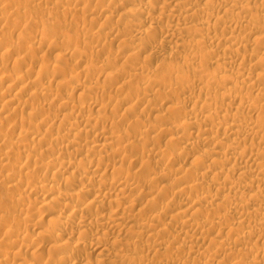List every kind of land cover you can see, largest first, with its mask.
Returning a JSON list of instances; mask_svg holds the SVG:
<instances>
[{
  "label": "rangeland",
  "instance_id": "rangeland-1",
  "mask_svg": "<svg viewBox=\"0 0 264 264\" xmlns=\"http://www.w3.org/2000/svg\"><path fill=\"white\" fill-rule=\"evenodd\" d=\"M2 2H3V0H1ZM0 1V22L2 21V23H0V41L2 42H0V46L2 47V51H1V47H0V62L2 63H0V65H1V69H0V71H2L3 73H6L7 75H9V73L11 74V77L12 76H15V78L17 79V81H19V78H17V77H20V80L21 81H19L20 82V84L26 89V91L24 90V89H20V90H14V92H11L10 90H9V85L11 84V82L12 81H15V83H16V80L14 79V77H12L13 78V80H11V82H6V83H2L1 81H0V84L2 85H0V90L3 92V93H5L6 94V96L8 95V97H6V99L7 100H9L10 98H11V96H13L14 97V95H16V99L18 100H16L17 101V103H12L11 105H8V107H3V106H5L4 104L6 103V99L4 98H0V109H2L3 108V111H5V112H3L2 111V113L0 114L1 116H0V122H2V124L0 125V129L2 128V130H0V132L2 131V133H0L1 134V137H2V139H0V155H1V153L2 152H8V155L9 156H11V157H9L8 156V159H6V157H1L0 156V161H1V163H6L3 167H2V165L3 164H1L0 163V217H1V219H2V216H4L3 217V219L5 218L6 219V217H7V219L4 221H2L1 219H0V262H2V263H7V264H16L17 263V261L16 260H19L18 261V263L17 264H19L20 262H22V261H25V260H27V261H30V259L32 260V261H30V263H32V264H58L59 262V259H61V257H66V258H71V259H69V262H67L68 264H117V262L120 264H128V263H130V264H136V263H138V264H144V261H145V264H150L151 262H153L152 264H163L162 262H163V258H164V260H166L168 263H166L165 261H164V263H166V264H174L175 263V260H179V259H181L182 261L184 260V261H186V259H187V261H190V262H192L193 261V259L192 258H194V260H195V258H196V255L200 252H204V251H206L207 249H211V246H209L210 244H213V242L212 243H210L209 245H208V243H209V241H212L211 240V238L212 239H220V237H221V239L220 240H222V241H224L225 239H227V240H229L230 241V238L228 239L227 238V236H228V232H227V230H220L219 232H217L218 231V229H213V228H211V227H209L210 225H208L205 229H204V231L207 229V233L205 232V238H203V240L204 241H194V242H196V245H192V243L191 242H189L188 243V246H190L191 245V247L193 246V247H196V246H198V247H196L195 249H198V250H195L194 248L192 249L193 251L195 250V253L193 252V251H190V253H189V251H187V249H185L184 247H186V248H190V247H188V246H186L185 245V243L183 244L182 243V241H183V238H185V236L186 235H184V234H186V233H184L185 232V229H188L186 232H194V230L195 229H190L189 230V228L188 227H183L182 225H179V226H177V224L175 225V221H173L174 219H180V220H183V221H185V220H191L192 222H196L197 224L198 223H211L212 222V220H213V222L214 221H217L216 219H217V216L219 215V217L222 215V217H223V215H224V217H225V214H227V213H230V214H227V216L230 218V220H232V219H234V220H232V222H235V219L237 220V217H238V215L239 214H236V213H234L233 214V212L231 211V209H229L231 212H227L228 211V209L226 210V209H223V207H221V210L219 209L220 207L218 206H216L215 204H217L218 202H220L221 203V200L220 199H218V200H215L214 201V203H211V202H204L203 203V205L200 207V206H198L199 208L194 212V213H190V214H186L185 216L184 215H182V213L180 214V213H178V212H180V209L179 208H177V206H178V204H179V206H184V205H186L185 207H188L189 206V203H190V205H192L193 204V201H195L196 200V198L198 197V196H201V195H206V194H208L209 192H210V195H212V196H214V194H217V187H216V185L214 184L215 182V179H213L214 177H212L213 175H210V176H208V177H206V179H204V180H200V174L202 173V172H204L205 171V164L202 162V158H203V155H204V151H206V149L207 150H209V149H213V147L215 148V149H213V150H216V152H215V156L216 157H222V158H224L223 157V150H225V149H227L228 147H229V145H233L234 147H236L237 149H243L245 146H243V145H245V143H243V144H237V145H240V146H237V145H234L233 144V138L235 137V136H231V134H225L224 133V131H223V129H216V131H217V133H216V131L215 132H209V131H206L207 129H199V128H197V127H189L186 131V133H185V135H184V133H177V134H174V129H173V127H175L176 125H178V124H181V123H183L184 122V120L186 121L187 119L189 120V118H190V115H188V116H186L187 115V111L188 110H194V109H196V108H198L197 110L198 111H196L195 110V112H202V114L203 115H206V114H209V113H211L213 110H215V109H218V107H220V111H221V113H223V114H219V116L217 117V119H215V121L214 122H212V123H215V124H217V123H219L220 122V116L222 117L223 115H225V114H227V113H234V112H236L237 111V109L235 110L234 108H237L238 107V105L235 103H233V104H231L230 105V102L228 101V100H226V102L224 101V102H212L211 104H209L208 106H207V104L206 103H204V105H202L201 103H203V102H201L200 100H202V99H205V98H209V97H212L213 99H215V101H217V99L219 98V95H220V93L222 92L220 89H219V85L221 84V81H215L214 83L213 82H210L208 79H207V75L208 74H210L211 72H214L215 71V69H216V71L218 70V71H220L221 69L223 70L224 69V67L226 68V70L228 71V73H230V74H228L227 72V74L229 75V76H231V73H234V77H236V74L237 75H239L238 73H235L236 71L237 72H240L241 74H242V76H244L245 77V79L247 78V81H248V83H246L245 85H243L242 87H243V89H241V90H239L241 87H238L237 88V90H239V91H247L246 90V87H247V89H248V84H250V83H253L254 81L257 83H255L256 85H255V88H253L255 91L253 92V89L250 91L249 89H248V95H249V99H252V101H255L256 103L258 102V101H260V102H258L257 104H258V107L261 109V110H264V108H263V106H264V103L262 102V101H264V88H262L263 86H264V79L262 78L261 80L259 79V80H257V76H255L254 74L255 73H257V72H260V70L261 71H264V70H262V69H264V54H262V53H264V40H261L260 42H262L263 41V43H256V42H251V41H247V42H249V43H246V42H243L244 43V45L243 46H240V47H237V49H238V53H239V50H240V52H241V54H238L237 53V55H233V58H232V60H230V61H233V63H232V65H231V63H228V61L229 60H227V59H225V60H223V56H221V58L220 59H217L218 57H220V55H217L216 53H215V51H217V49L219 50V51H221L220 49H222V48H220V47H222V46H218L217 44H219L218 42H209V40L207 41V39H206V34H208V30L205 28H201L199 25L201 24V23H199V22H203L205 19H206V15L205 14H203V16H201L202 15V13L201 12H199V8L201 7L202 8V6H204L206 9L205 10H211V11H208V12H212V13H220L219 15H227V13L229 12V15H231L230 17H232L233 15L235 16V14H236V12H237V14L239 13L238 11H242V10H244V8H245V10H247L248 9V11H245V12H247V13H245L244 11L243 12H240V13H245L244 15H247V16H249V17H251V16H253V17H255V18H253V17H251V18H249L248 17V19H252V20H250L252 23H251V25L250 26H252V27H250V26H245V27H243L241 30H239L241 27H239L238 26V28H237V26H236V33H234L235 34V36L237 37V38H239V34H240V39H242L241 37H244L245 35H243L244 33L246 34V33H248L249 31H251L252 29H254L255 27H258V29H260L259 30V33H258V35L260 34L261 35V33L264 31V26L261 24V23H263L264 24V20L263 21H261L262 19H263V17H264V5H262V4H264V0L262 1V0H238V3L242 6V1L244 2V4H246V5H251V7H249V6H246V5H243V6H245V7H243V9L242 8H239V10L238 9H234L235 10V12H234V10L233 11H231V12H233V14H231V12L230 11H226V10H223V9H220V7L222 6V3H224L225 4V2L226 3H232L233 2V0H214V1H219V3H217V2H214L213 1V3H208V7H210V9L209 8H207L206 7V4H207V2H206V0H187V1H185V2H183L182 4H181V6L182 7H180V5H176L175 4V2L176 1H172V0H114V1H116V2H114L113 0L112 1H110V0H84V2H86V3H84L83 2V0H82V2H81V0H78V1H80V2H78L77 0H71L70 2H69V0H4V2L2 3ZM6 1V2H5ZM10 1V2H9ZM59 1V2H58ZM63 1L64 3H61V2ZM90 1H92V2H90ZM96 1L98 2V3H96ZM102 1H104V2H102ZM169 1V2H168ZM199 1V2H198ZM235 1V0H234ZM241 3H240V2ZM246 1H248L249 3L247 4V2ZM254 1V2H253ZM258 1V3L259 4H261V5H259L258 3H256ZM14 2V3H13ZM57 2V3H56ZM72 2V3H71ZM99 2L101 3V4H99ZM151 2V3H150ZM171 2V3H170ZM198 2V3H197ZM222 2V3H221ZM235 2H237V1H235ZM250 2H251V4H250ZM262 2V3H261ZM71 3V4H70ZM92 3V4H91ZM103 3V4H102ZM109 3V4H108ZM113 3V5H111ZM125 3V5H123ZM203 3V4H202ZM205 3V4H204ZM221 3V4H220ZM56 4V5H55ZM64 4V5H63ZM68 4V5H67ZM98 4V5H97ZM130 4V5H129ZM132 4V5H131ZM134 4V5H133ZM152 4V5H151ZM155 4V5H154ZM163 4H164V6H163ZM202 4V6H200ZM218 4H219V6H218ZM223 4V5H224ZM256 4V5H255ZM7 5H8V7H7ZM53 5V6H52ZM85 5V6H84ZM97 5V6H96ZM121 5L123 6V7H121ZM139 7H142V9H143V11H141V12H138L137 13V15H134V17H132L133 16V14H131V15H129L130 13H132L131 11H132V9L134 10L135 8H137L138 6ZM147 5V6H146ZM151 7H150V6ZM162 6L163 8H162V10H161V8H158V6ZM198 5V6H197ZM209 5H213V7L212 6H209ZM259 5V6H258ZM2 6V7H1ZM13 6V7H12ZM51 6V7H50ZM54 6H56L55 8L57 9V11H56V9L54 8ZM68 6V7H67ZM79 6V7H78ZM99 6V7H98ZM149 6V7H148ZM154 6V7H153ZM189 7V8H191V7H193L194 9H196V7H198L197 8V10L195 11V12H197L196 14H194V12L190 15V17L188 16V18H192V21L193 20H195L196 18V20L195 21H191L190 19H187V20H179V19H177V18H170V17H168L167 15H168V12L170 11L169 9H171V10H173L174 8H176L175 10H177L178 11V13H182V11L184 10V8H186V7ZM196 6V7H195ZM215 6V7H214ZM217 6H218V8H217ZM50 7V8H49ZM54 9H53V8ZM65 7H66V9H65ZM83 7V8H82ZM84 7H85V9H84ZM101 7V8H100ZM146 7H147V9H146ZM168 7V8H167ZM187 7V8H188ZM203 7V8H204ZM7 10H6V9ZM51 8H52V10H51ZM89 8V9H88ZM91 8V9H90ZM112 9V10H110V9ZM132 8V9H131ZM152 8V9H151ZM167 8V9H166ZM173 8V9H172ZM183 8V9H182ZM200 8V9H201ZM215 8V9H214ZM257 8V9H256ZM64 9V10H63ZM72 12H74V10H75V12L74 13H71V11ZM151 9V10H150ZM155 9V10H154ZM217 9H220V10H217ZM69 10V11H68ZM79 10V11H78ZM86 10V11H85ZM88 10V11H87ZM110 10V11H109ZM119 10V11H118ZM149 10V11H148ZM182 10V11H181ZM261 10V11H260ZM19 11V12H18ZM51 11H53L52 12V15H51ZM65 11V12H64ZM83 11V12H82ZM145 11V12H144ZM200 11H202V9L200 10ZM221 11V12H220ZM225 11L227 12L226 14H224L225 13ZM251 11V12H250ZM57 12V13H56ZM66 12H68L67 14H66ZM81 12H82V15H81ZM109 12V13H108ZM121 12H130L129 14H127V15H129L128 16V18H125V19H121L120 17H119V14H121ZM166 12V13H165ZM64 13V14H63ZM85 15H84V14ZM200 15H199V14ZM61 14V15H60ZM73 14V15H72ZM77 14V15H76ZM150 14V15H149ZM167 14V15H166ZM194 14V15H193ZM237 14H236V16H237ZM243 14H239V15H243ZM252 14V15H251ZM12 15V16H11ZM60 15V16H59ZM63 15V16H62ZM65 15V16H64ZM68 17H67V16ZM107 15H109V17L107 16ZM113 15V16H112ZM141 17H139V16ZM259 15V16H258ZM260 15H261V17H260ZM19 16H23L24 18L22 19L21 17H19ZM27 16V17H26ZM48 16H49V18H48ZM75 16V17H74ZM107 16V17H106ZM110 16H112V17H110ZM157 16V17H156ZM196 16V17H195ZM205 16V17H204ZM233 16V17H234ZM258 16V17H257ZM263 16V17H262ZM2 17V18H1ZM19 19H18V18ZM139 17V18H138ZM257 17V18H256ZM8 18H10L9 20H8ZM26 18V19H25ZM29 18V19H28ZM62 18V19H61ZM138 18V19H137ZM200 18V19H199ZM235 18V17H234ZM260 18V20H258ZM2 19V20H1ZM3 19H4V21H3ZM67 19V20H66ZM129 21H128V20ZM149 19V20H148ZM171 21H170V20ZM202 19V20H201ZM258 21H261V23L259 22V23H257V20ZM26 20V21H25ZM63 20H64V23H63ZM125 20V21H124ZM132 20V22H130ZM141 20L143 21V23L141 22ZM53 21V22H52ZM135 21V22H134ZM138 21H140V22H138ZM179 21V22H178ZM198 21V22H197ZM256 21V22H255ZM33 22V23H32ZM83 22V23H82ZM90 22V23H89ZM155 22V23H154ZM188 24H186V23ZM190 22V23H189ZM6 23V24H5ZM32 23V24H31ZM36 23V24H35ZM63 23V24H62ZM108 23V24H107ZM128 23H129V25H128ZM151 23H153V24H151ZM194 23V24H193ZM197 23H199V25L197 24ZM53 24V25H52ZM71 24V25H70ZM110 24H113L114 26L116 25V26H119V29L121 30H119V32H116V31H112V33L110 32L111 30V28L110 27H112L113 25H110ZM119 24V25H118ZM137 24V25H136ZM150 24V25H149ZM154 24H156L155 26H152V25H154ZM165 24H166V26H165ZM168 24L170 25V26H168ZM174 24V25H173ZM191 24L193 25V26H195V24L196 25H198L199 26V28H201V30H199L200 32L199 33H197L198 31H195V33H193V32H190V33H188V34H186V33H183V35L185 36V38L184 37H182V40H180V41H176V42H178V43H176L175 42V40L174 39H171V40H168V39H170V36L169 37H167V32H164V29H167V27L169 28H172V27H174V28H176L177 30L179 29V28H182L183 27V25L184 26H191ZM257 24H258V26H257ZM261 25V27H262V29H263V31L261 32V27H260V25ZM32 25V27L30 28V26ZM64 25V26H63ZM107 25V26H106ZM121 25V26H120ZM126 25V26H125ZM131 25V26H130ZM144 25H146V26H144ZM180 25V26H179ZM224 24H221V25H219V26H217L218 28H217V30H218V32H217V30L216 29H214V30H216V31H214V30H211V32L214 34V36L212 35V33L210 34H208V36H213L214 38H217V36H219L218 38L221 40H224V38L225 37H227L228 35H230V33H228L232 28L228 25V26H226V28H223L224 26H223ZM63 26V27H62ZM91 26V27H90ZM110 26V27H109ZM138 26H140V27H138ZM143 28H142V27ZM156 26H158V27H156ZM233 26V25H232ZM103 27V28H102ZM129 27V28H128ZM132 27V28H131ZM197 27V26H196ZM234 27V26H233ZM248 27V28H247ZM250 27V28H249ZM63 28H64V30H63ZM75 28V29H74ZM78 28V29H77ZM105 28V29H104ZM112 28H118V27H112ZM123 28H125L124 30H123ZM128 28V31L126 30ZM133 28H134V30H133ZM139 28V29H138ZM169 28V29H170ZM228 28V29H227ZM66 29V30H65ZM70 31H69V30ZM79 29H80V31H79ZM91 31H90V30ZM100 29V30H99ZM102 29V30H101ZM138 29V30H137ZM141 29V30H140ZM152 29V30H151ZM204 29V30H203ZM221 29V30H220ZM243 29H246V31L247 32H245V30H243ZM248 29V30H247ZM97 30V31H96ZM123 30V31H122ZM202 30H203V32H202ZM206 30V31H205ZM223 30V31H222ZM225 30V31H224ZM228 30V31H227ZM25 31H26V33L27 34H25ZM42 31V32H41ZM91 33H90V32ZM144 31H146V34L148 35H146V34H141L140 32H144ZM166 31V30H165ZM205 31V32H204ZM239 31V32H238ZM242 31V32H241ZM69 32H70V35H68L69 34ZM71 32L73 33V34H71ZM80 32V33H79ZM87 32H89V33H87ZM135 32V33H134ZM176 32V31H175ZM216 32V33H215ZM220 32V33H219ZM224 33V35H227V36H225L224 37V35H223V38H222V34ZM241 32V33H240ZM95 33H97V35L95 34ZM98 33H99V35H98ZM121 33V34H120ZM141 34L142 36V38L141 37H139L140 35L139 34ZM202 33H206V34H203V36L205 37H201V34ZM225 33H227V34H225ZM239 33V34H238ZM243 33V34H242ZM44 34H46V35H44ZM82 34V35H81ZM89 34V35H88ZM92 34H93V36H92ZM118 34V35H117ZM124 34V35H123ZM193 34V35H192ZM199 34H200V36H199ZM217 34V35H216ZM221 34V35H220ZM25 35H27V36H25ZM41 35V36H40ZM72 35V36H71ZM96 35V36H95ZM112 35V36H111ZM114 35H115V38H114ZM117 35V36H116ZM120 35V36H119ZM182 35V36H183ZM190 35V36H189ZM194 35H198V36H194ZM243 35V36H242ZM262 35H264V33H262ZM261 35V36H262ZM35 36V37H34ZM66 36H68V37H66ZM69 36L70 37H72V38H69ZM74 36V37H73ZM95 36V37H94ZM125 36V37H124ZM136 36V37H135ZM165 36L168 38H165ZM192 36V37H191ZM22 37V38H21ZM43 38L42 40H41V38ZM47 37V38H46ZM93 37L95 38L94 40H93ZM97 37H98V39H97ZM123 37V38H122ZM201 37V38H200ZM24 38V39H23ZM26 38H28V40H25ZM37 39V40H35V39ZM69 38V39H68ZM80 38V39H79ZM90 38H91V40H90ZM127 38H129V39H127ZM132 40H131V39ZM135 38H136V40H135ZM141 39L140 41L142 42H140L139 41V39ZM163 38H164V40H163ZM171 38H173V36L171 37ZM195 38V39H194ZM203 38L205 39V40H203ZM22 39V41H20ZM78 39H79V41H80V43H79V41H78ZM81 39H82V41H81ZM125 39V40H124ZM137 39H138V41H137ZM191 39V40H190ZM195 41H194V40ZM199 39L201 40H203V41H199ZM244 39V38H243ZM39 40V41H38ZM67 40H68V42H67ZM71 40V41H70ZM95 40H96V42H95ZM129 40H131V42L129 41ZM133 40H134V42H136L137 44H142L143 46H144V48H142L143 49V51H142V53H138V52H136V53H134V52H132V51H129L130 50V47H131V45H132V43H133ZM190 41V43H189V41ZM192 40L194 41V42H196V40H198L199 42H203L204 44H206V45H204L203 44V46L202 47H200V45H201V43H199L200 45L198 46V45H193V43L194 42H192ZM220 40H219V42H220ZM5 41V42H4ZM7 41V42H6ZM54 41H55V43H58L59 44V46L60 45H62V46H58V49H55V48H53V46L55 45L54 44ZM70 41V42H69ZM207 41V42H206ZM244 41V40H243ZM25 42V43H24ZM44 42V43H43ZM62 42V43H61ZM74 42V43H73ZM87 42V43H86ZM130 42V43H129ZM206 42V43H205ZM251 42V43H250ZM35 43V44H34ZM41 43V44H40ZM51 43V44H50ZM65 45H64V44ZM93 45H92V44ZM94 43H95V45H97V46H95L94 45ZM97 43H99V45L97 44ZM124 43H125V45H124ZM128 43L130 44V46L128 45ZM172 43V44H171ZM174 43V44H173ZM217 43V44H216ZM254 45H253V44ZM16 44V45H15ZM66 44L68 45V46H66ZM76 44V45H75ZM90 44V45H89ZM190 44V45H189ZM211 46H210V45ZM213 44V45H212ZM215 44V45H214ZM257 44V45H256ZM78 45V46H77ZM85 45V46H84ZM89 45V46H88ZM158 45V46H157ZM173 45H174V47H173ZM176 45H177V47H176ZM180 45V46H179ZM191 45H193L192 47H190ZM27 46V47H26ZM52 46V47H51ZM63 46H65L66 48H64ZM70 46V47H69ZM73 46V47H72ZM102 48H101V47ZM142 46V47H143ZM209 46V47H208ZM217 46V47H216ZM254 46V47H253ZM259 46H261V47H259ZM52 49H50V48ZM68 47V48H67ZM75 47V48H74ZM97 47V48H96ZM99 47V48H98ZM191 48V50H192V48L193 49H195L196 50V48H197V51L199 52V50L201 49L202 50V48H203V50H202V52L201 53H203V57H202V59L201 60H205L204 62L203 61H201L200 60V58H198V61H195L194 62V64H193V61L194 60H197V59H194L193 58V56H191L192 55V51H190L189 52V50H190V48ZM207 47V48H206ZM213 47V48H212ZM257 47V48H256ZM9 50H8V49ZM19 48H20V50H19ZM32 50H31V49ZM34 48V49H33ZM79 48H80V51H79ZM83 48V49H82ZM86 48H88V49H86ZM216 48V50L214 51V53L215 54H211V56H210V53H209V50H212V49H215ZM263 48V49H262ZM7 49V50H6ZM12 49V50H11ZM20 51H18V50ZM37 49V50H36ZM60 49H61V51H60ZM103 49V50H102ZM109 49V50H108ZM175 49H177V50H175ZM208 49V50H207ZM261 49V50H260ZM27 50H29V51H27ZM56 50V51H55ZM73 50V51H72ZM83 51V54L82 55H84L85 54V56L83 57L81 54H80V52H82ZM108 50V51H107ZM194 50V51H195ZM253 50V51H252ZM254 50H259V51H257V53H256V51L254 52ZM6 51V52H5ZM18 51V52H17ZM69 51H71V52H69ZM74 51H76V54H77V52H78V54L79 55H81V57L79 58V59H77L78 57H76V58H74V55H72L71 53L72 52H74ZM109 51L111 52V53H109ZM128 51V52H127ZM157 51H158V53H157ZM187 51H188V53H187ZM196 51V52H197ZM32 52V53H31ZM67 52V53H66ZM85 52V53H84ZM86 52H88L87 54L88 55H86ZM107 52V53H106ZM153 52V53H152ZM205 52V53H204ZM250 52H251V54H250ZM262 52V53H261ZM17 53H19V54H17ZM31 55H30V54ZM75 53V52H74ZM73 53V54H74ZM190 53V54H189ZM207 53H208V55H209V57H212V58H209L208 57V55H207ZM253 53V54H252ZM254 53L256 54V55H254ZM259 53V54H258ZM261 53V54H260ZM7 54H9V55H7ZM12 54V55H11ZM17 54V55H16ZM61 54V56H63V57H61V56H59ZM62 54H64V55H62ZM65 54H66V56H69V58H67L66 56H65ZM75 54V56H77ZM134 54V55H133ZM204 54H206V58H208V59H206V58H204L205 56H204ZM221 54V53H220ZM5 57H4V56ZM34 55H36V56H34ZM43 55H44V57H43ZM71 55L73 56V58H71ZM78 55V56H79ZM102 55V56H101ZM124 55H125V57H124ZM159 55V56H158ZM189 55V56H188ZM212 55H214V56H212ZM238 55H240L239 57H238ZM251 55H254V57H256V58H253V56H251ZM261 55V56H260ZM18 56V57H17ZM66 57V59H64L65 57ZM110 56V57H109ZM123 56V57H122ZM127 56V57H126ZM138 56V57H137ZM183 56H185V57H183ZM194 59H190L191 57ZM245 56V57H244ZM257 56H260L261 58H262V56H263V61H261V58L260 57H258V59H257ZM13 59H12V58ZM31 57L33 58V59H31ZM35 57V58H34ZM61 57V58H60ZM87 57V58H86ZM95 57V58H94ZM115 57V58H114ZM190 57V58H189ZM242 57H244V58H242ZM5 58V61H3V59ZM20 58H21V60H20ZM81 58H84V60L83 59H81ZM112 58H114V59H112ZM117 58V59H116ZM126 58V59H125ZM184 58H187V59H189V61L187 60V59H185L184 60ZM253 58V59H252ZM260 58V59H259ZM15 59V60H14ZM28 59V60H27ZM30 59V60H29ZM37 59V60H36ZM77 59V60H76ZM87 59V60H86ZM99 59V60H98ZM107 59V60H106ZM116 59V60H115ZM212 61H211V60ZM217 59V61L219 60L220 61V63L222 64H220V63H216L217 61H213V60H216ZM7 60H8V62H7ZM20 60V61H19ZM35 60V61H34ZM43 60H45V61H43ZM54 60V61H53ZM75 60V61H74ZM92 62H91V61ZM187 60V61H186ZM191 60V61H190ZM210 60V61H209ZM241 60H242V64H240L241 63ZM40 61V62H39ZM63 61V62H62ZM65 61V62H64ZM96 61V62H95ZM108 61V62H107ZM128 61V62H127ZM184 61L186 62V63H184ZM201 61V62H200ZM218 61V62H219ZM229 61V62H230ZM260 62V64L259 63H257V62ZM4 62H6V64H9V65H6ZM10 62V63H9ZM27 62V63H26ZM34 62V63H33ZM38 62V63H37ZM43 62V63H42ZM71 62V63H70ZM79 62H80V64H79ZM97 62H99L100 64H101V67H100V69H99V67H97L96 69H99V70H101V68L102 69H105V70H101L102 71V73H104L103 75L101 74V75H97V77H96V74L98 73V71L99 70H97V72H96V74H95V71H96V69H95V71L94 70H92L93 68H95V66H93V63H94V65H99L100 66V64L99 63H97ZM110 62V63H109ZM112 62V63H111ZM125 62V63H124ZM127 62V63H126ZM132 62V63H131ZM188 62H190L189 64H188ZM223 62V63H222ZM227 64H226V63ZM261 62H263V63H261ZM14 63V64H13ZM36 63V64H35ZM68 63V64H67ZM92 63V64H91ZM105 63V65H103V66H106V68H104L103 66H102V64H104ZM108 63V65H106ZM185 65H184V64ZM201 63V64H200ZM203 63V64H202ZM225 63V65L223 66V64ZM237 63V64H236ZM256 63L257 64H259V65H256ZM47 64V65H46ZM56 64H58V66H60V72L59 71H57L56 73H54V75H53V65H56ZM111 64H112V66H111ZM140 64V65H139ZM197 64V65H196ZM211 64V65H210ZM5 65L7 66L6 68L7 69H9V70H7L6 68H5ZM25 67H24V66ZM32 65H33V69H32ZM36 65V66H35ZM42 65V66H41ZM88 65H90V66H92L93 68L92 69H90L89 68V66ZM110 65V66H109ZM127 67H126V66ZM137 65V66H136ZM199 65V66H198ZM202 65H203V68H204V70H206L207 69V71L206 72H209V71H211V72H209V73H205L203 70H201L202 69ZM213 65V66H212ZM220 65H221V67H220ZM235 65V66H234ZM240 65V66H239ZM262 65V66H261ZM9 66V67H8ZM41 66V67H40ZM47 66V67H46ZM62 66V67H61ZM67 66V67H66ZM132 66V67H131ZM177 66H178V68H180L181 69V71H179V70H177L178 68H177ZM187 66V67H186ZM195 66V67H194ZM215 66V67H214ZM234 66V67H233ZM239 66V67H238ZM256 66V67H255ZM258 66H259V68H258ZM19 67H20V69H19ZM23 67V68H22ZM30 67V68H29ZM44 67H45V69H44ZM72 67V68H71ZM90 69H88V68ZM111 67V68H110ZM172 67H175V68H172ZM183 67V68H182ZM230 67H232V69L230 68ZM16 70H15V69ZM28 68V69H27ZM40 68V69H39ZM46 68H48L47 69V71H46ZM66 68V69H65ZM84 68V70H82ZM121 68V69H120ZM127 68V69H126ZM135 68V69H134ZM169 68V69H168ZM185 68V69H184ZM187 68V69H186ZM198 69L197 71H195L196 69ZM199 68H201V69H199ZM221 68V69H220ZM238 68V69H237ZM256 68V69H255ZM30 69V70H29ZM71 69H72V71H71ZM81 69V70H80ZM86 69L87 70H89V71H87L86 72ZM120 70V71H118V70ZM138 69V70H137ZM171 69H174V73L172 72V70ZM175 69H176V71H175ZM190 69V70H189ZM220 69V70H219ZM231 69V70H230ZM241 69H242V71H241ZM255 69V70H254ZM27 70L28 71H30L31 73H30V75H26L25 73H27ZM32 70H33V72H32ZM35 70H37V71H35ZM126 70V71H125ZM171 72H170V71ZM200 70V72L202 73V75L204 74V75H206L204 78H203V76H202V79H204L205 81H203V80H201V78H199L200 76H201V74H200V72H198ZM209 70V71H208ZM213 70V71H212ZM236 70V71H235ZM258 70V71H257ZM6 71V72H5ZM13 71V72H12ZM62 71V72H61ZM92 71V72H91ZM105 71H107L106 72V75H105ZM123 73H122V72ZM131 71H132V73L133 74H136V75H139V77L138 76H134L133 78L134 79H130V78H132V74H131ZM140 71V72H139ZM142 71V72H141ZM195 71V72H194ZM203 71V72H202ZM2 72H0V78L1 77H3L2 75H3V73ZM21 72V73H20ZM52 72V73H51ZM80 72V73H79ZM83 72V73H82ZM94 72V73H93ZM128 72V73H127ZM135 72V73H134ZM178 72V73H177ZM181 72V73H180ZM197 72V73H196ZM254 72V73H253ZM45 73H47V74H45ZM81 74L82 73V76L80 75L79 76V78H77V75L78 74ZM118 73H119V75H118ZM130 73V74H129ZM139 73V74H138ZM148 73H149V75H148ZM172 73V74H171ZM176 73V74H175ZM250 73V74H249ZM6 74H4L5 76H7ZM19 74H21L22 76H25V78L24 77H21ZM31 74H33V75H31ZM41 74V75H40ZM50 76H49V75ZM76 74V75H75ZM85 74L86 75H88V76H85ZM94 74H95V77H94ZM108 74V75H107ZM111 74H112V76H111ZM128 74H129V76H128ZM147 76H146V75ZM152 74V75H151ZM178 74V75H177ZM240 74V75H241ZM252 74V76H249V75H251ZM17 75V76H16ZM43 75H44V77H43ZM53 75V76H52ZM90 75V76H89ZM92 75V76H91ZM113 75H114V77H113ZM143 75H145V77H148V80L149 79H151L150 81H149V83H146L144 80H141L140 79V76H143ZM200 75V76H199ZM226 75V74H225ZM254 75V76H253ZM30 76V77H29ZM34 76H36L35 78H34ZM58 76V77H57ZM62 76V77H61ZM106 76V77H105ZM116 76V77H115ZM123 78H122V77ZM154 76H156V77H154ZM180 76H182V77H180ZM184 76H186V77H184ZM197 76H199L197 79H196V77ZM40 77V78H39ZM42 77V78H41ZM52 77V78H51ZM65 77V78H64ZM74 77V78H73ZM90 77L92 78V80L90 79ZM99 77V78H98ZM130 77V78H129ZM158 77V78H157ZM232 77V76H231ZM253 79H252V78ZM22 78H24V79H22ZM118 80H116V79ZM126 78H129L128 80H126ZM136 78V79H135ZM179 78V79H178ZM187 78V79H186ZM38 79H41V80H38ZM45 79V80H44ZM59 79V80H58ZM100 79V80H99ZM105 79V80H104ZM123 79V80H122ZM154 79V80H153ZM155 79H156V82H154L155 81ZM186 79V80H185ZM25 81V82H23V81ZM31 80H33V81H35V82H33L32 83V81ZM55 80V81H54ZM62 80H64V82L62 81ZM74 80V81H73ZM86 80V81H85ZM91 80V81H90ZM94 80V81H93ZM98 80V81H97ZM102 80H104L103 81V83H102ZM126 80V81H125ZM159 80V81H158ZM200 80V81H199ZM208 80V81H207ZM59 81H62V82H60L59 83ZM68 81H69V86H68V84L66 85L65 83H68ZM76 81V82H75ZM77 81H78V83H77ZM101 81V82H100ZM114 81H117L116 83L114 82ZM130 81V82H129ZM131 81H132V83H131ZM134 81V82H133ZM151 81H153L152 82V84H150L151 83ZM194 81V82H193ZM206 81L207 82H210V84H209V86L211 85V84H213L212 85V87L210 86V88H209V90L212 88H214L215 89V87H217L216 89H219L220 90V93H219V95H218V91L219 90H211V92L213 91H215L214 93H216V98H215V95L213 94V92H212V94L213 95H210V93L211 92H207L206 91V89H205V91H203V92H199V91H196V88H200V87H203V85H205L206 84ZM249 81H251V82H249ZM50 82H52L51 84H50ZM83 82L86 84H84V86H83ZM88 82V83H87ZM93 82H98L99 84L98 85H100V83H102L101 85H100V87H98V89H96L97 87H95V86H91L92 84H93ZM124 82V83H123ZM128 82V83H127ZM144 82H145V84H144ZM9 83V84H8ZM12 83H14V82H12ZM23 83V84H22ZM95 83V84H96ZM104 83L105 84H107V86L105 85L104 86ZM120 85H119V84ZM141 83H143V84H141ZM190 83V84H189ZM193 85H192V84ZM203 83V84H202ZM216 83H217V85H216ZM259 83H260V85H259ZM59 84V85H58ZM79 84H80V87L81 86H83L84 88L87 86H90L91 88H89V89H87V87L85 88V90H84V93H83V87L82 88H78L77 90H74V88L76 87V86H79ZM95 84H93V85H95ZM127 84V85H126ZM178 84V85H177ZM8 85V86H7ZM20 85V86H21ZM34 85V86H33ZM56 85V86H55ZM97 85V86H98ZM126 85V86H125ZM153 85V86H152ZM182 85L184 86V88H185V90L187 91H185V90H183V92L185 91V94H182V89H183V87H182ZM189 85V86H188ZM198 85V86H197ZM234 84H230V85H227V87H231V86H233ZM71 86H72V89H71ZM123 86V87H122ZM128 86V87H127ZM138 88H137V87ZM139 86H140V88H139ZM142 86V87H141ZM176 86V87H175ZM186 86H188L187 87V89H186ZM190 86H192L195 90L194 91H196L197 93H195L194 91H193V89L190 87ZM195 86V87H194ZM44 87V88H43ZM48 87L50 88L49 89V91H50V95L48 94L47 95V93L45 94H41V95H37V94H33V91H35V92H37V91H41V90H43L44 91V89H46L47 88V91H48ZM54 87V89H52L53 91H51V88H53ZM56 87H57V89H56ZM105 89V91H104V89ZM110 87V88H109ZM189 87H190V89H189ZM234 88H235V86H233ZM233 87H231V88H233ZM245 87V88H244ZM258 87V88H257ZM260 87H261V90L259 91V89H260ZM7 88V89H6ZM36 88V89H35ZM38 88V89H37ZM94 90H93V89ZM179 88V89H178ZM181 88V89H180ZM257 88V89H256ZM3 89V90H2ZM5 89V90H4ZM34 89V90H33ZM68 89V90H67ZM87 89V90H86ZM91 89L93 90V91H91ZM96 89V90H95ZM140 89V90H139ZM180 91H178V90ZM189 89V90H188ZM197 89V90H198ZM245 89V90H244ZM7 90V91H6ZM9 90V91H8ZM22 90H23V92H22ZM30 90V91H29ZM75 92H74V91ZM99 90V91H98ZM103 90V91H102ZM139 90V91H138ZM0 91V94H3L2 92ZM82 91V92H81ZM89 91V92H88ZM108 93H107V92ZM118 91V92H117ZM129 91V92H128ZM144 91L146 92V94L144 93ZM190 91L192 92L193 91V93H195V95H197L198 97H195V98H192L193 96V94L192 93H190ZM259 91V92H258ZM7 92V93H6ZM9 92V93H8ZM10 92L12 93V94H14V95H9L10 94ZM91 92V93H90ZM107 93V94H101V93ZM135 92V93H134ZM143 92V93H142ZM155 92V93H154ZM205 92V93H204ZM245 92H243V93H245ZM253 92V93H252ZM258 92V93H257ZM260 92H263V93H261L260 94ZM16 93V94H15ZM30 93V94H29ZM88 93V94H87ZM128 93V94H127ZM139 93H141V94H139ZM153 93V94H152ZM33 94V95H32ZM53 94H55V95H53ZM112 94V95H111ZM119 94H120V96H119ZM122 94V95H121ZM152 94V95H151ZM157 94V95H156ZM160 94V95H159ZM186 94H188V95H186ZM190 94H192V95H190ZM202 94V95H201ZM206 94L208 95L207 97H206ZM37 95V96H36ZM133 97H132V96ZM143 95V96H142ZM146 95V96H145ZM155 95V96H154ZM190 95V96H189ZM204 95V96H203ZM258 95V96H257ZM9 96H10V98H9ZM19 96V97H18ZM33 96V97H32ZM48 96V97H47ZM53 98H52V97ZM68 96V97H67ZM104 96V97H103ZM124 98H123V97ZM128 96V97H127ZM136 97V99H135V97ZM140 96L142 97L141 99H137V98H140ZM254 96V97H253ZM259 97L261 100H259V98H258V100H256L257 98L256 97ZM12 97V98H13ZM29 97V98H28ZM106 97V98H105ZM147 98V99H149V100H147V102H145L146 100L145 99H143V98ZM187 97H189L188 99H187ZM11 98V99H12ZM94 98H96V99H94ZM128 98H130V99H128ZM132 98V99H131ZM191 98V99H190ZM253 98H255V100L253 99ZM27 99V100H26ZM28 99H29V101H28ZM49 99V100H48ZM65 99H67L68 101H70V102H68L67 100L66 101H64ZM100 99L104 102L103 103V105L104 106H102L101 104H102V101H100ZM144 100V103H143V100ZM189 99H190V102H188L189 101ZM194 101H193V100ZM21 100V101H20ZM25 100H26V102H29V104L28 103H26L25 102ZM45 102H44V101ZM86 100V101H85ZM99 100V102H100V104H99V102H96V101H98ZM123 100H124V102H123ZM132 100V101H131ZM138 100H141V101H139L138 102ZM187 100V101H186ZM192 100V101H191ZM31 101V102H30ZM34 101V102H33ZM38 101H40V103L38 102ZM43 101V102H42ZM88 101V102H87ZM89 101L91 102V104H92V102L93 103H98L99 105H101L102 107H107L106 109H108V110H106V112L104 113V115L102 116L101 114H103L102 112V110L101 111H99L98 110V107H95V106H93L92 107V105L91 106H89ZM106 101V102H105ZM150 102V105H149V102ZM200 101V102H199ZM219 101V100H218ZM229 103H228V102ZM14 102H15V97H14ZM27 104H25V103ZM70 103V104H68V106H70V107H68L67 106V104L66 103ZM75 102V104H79L78 106H83L82 107V111L81 112H78L77 111V109H74L73 108V106H75V104H73ZM261 102H262V105H261ZM20 103V104H19ZM33 103V104H32ZM81 103H83V105L81 104ZM129 103V104H128ZM133 103V104H132ZM137 103V104H136ZM223 103H225V104H223ZM23 104V105H22ZM26 106H25V105ZM40 104V105H39ZM45 104V105H44ZM85 104V105H84ZM108 104V105H107ZM117 104V105H116ZM131 104V105H130ZM140 106H139V105ZM200 104V105H199ZM206 104V105H205ZM221 104V105H220ZM13 105V106H12ZM29 105V106H28ZM32 105V106H31ZM110 105V106H109ZM122 105H125V106H122ZM137 105V106H136ZM142 105V106H141ZM198 105V106H197ZM233 105V106H232ZM2 106V107H1ZM17 106H18V108H17ZM25 106V107H24ZM35 106H37V107H35ZM40 106H42V107H40ZM129 106V107H128ZM132 106H134V107H132ZM145 106H147V107H145ZM150 107V109H149V107ZM175 106V107H174ZM195 106V107H194ZM262 106V107H261ZM16 107V108H15ZM133 109H132V108ZM136 107H139V108H136ZM141 107H142V110H141ZM146 108V109H144V108ZM187 107V108H186ZM194 107V108H193ZM202 107V108H201ZM204 107H208V109H206V108H204ZM232 107V108H231ZM4 108H5V110H4ZM73 108V109H72ZM130 108H131V110H130ZM179 108V109H178ZM186 108V109H185ZM230 110H229V109ZM258 108V111L257 112H255V113H252L251 115H250V113H249V115L247 114L248 113V110L247 109H245V110H243V112L244 111H246V112H244L243 113V116H244V114L245 115H247V116H244L245 117V119H247V118H250V119H248V120H253V119H255V117L258 115V114H260V115H258L257 116V118L256 119H262L263 117H264V112L263 111H261L260 109ZM15 109V110H14ZM122 109V110H121ZM136 109V110H135ZM137 109H138V113H137ZM140 109V110H139ZM185 109V110H184ZM212 109V111H210ZM14 110V111H13ZM17 110V111H16ZM28 110V111H27ZM31 110V111H30ZM69 110V111H68ZM112 110V111H111ZM125 110V111H124ZM130 110V111H129ZM133 110V111H132ZM175 110L177 111V113H175ZM180 110V111H179ZM260 110V111H259ZM10 111V112H9ZM12 111V112H11ZM22 111V112H21ZM128 111H129V113H128ZM140 111V112H139ZM144 111H147L146 113H144ZM186 111V112H185ZM204 111H205V113H204ZM210 111V112H209ZM229 111V112H228ZM8 112V113H7ZM21 112V113H20ZM52 112V113H51ZM69 112V113H68ZM109 112V113H108ZM131 112H133L132 114H137V116H136V118H135V116L134 115H131ZM142 112V113H141ZM166 112H168V113H166ZM171 112H174V113H171ZM179 112V113H178ZM261 112V113H260ZM28 113V114H27ZM47 113V114H46ZM73 114V115H71V114ZM80 114V113H82V115H84V116H93L92 118H94V116L97 118V116H99L98 118H99V120H103L102 122H101V125H100V123L98 124V123H96V124H98L99 125V127H98V125H96V124H91V123H93V122H91V123H89V122H83V121H81V122H78L77 124L80 126H77V127H75V129L76 128H84L85 126H89L88 127V129L90 128V126L92 125V126H97L96 127V129H103L104 128V125L106 126L105 127V130H102V132L104 131V133H106V135H109V133H111L112 131H114V133H112L113 135H115L116 134V132L117 131H119V130H122V128H123V130H125L126 132H128V133H126V134H129V137H128V135L126 136L125 135V138H123V141L124 142H122V138H120V141H118L117 139V141L118 142H120V143H122V144H120V143H118L115 139H114V144L112 145V147L110 146V145H108V140L107 141H105V136H99V133H100V131H98L97 133L98 134H96V133H89V135H83V136H80L78 139H77V141H78V143L80 144H82V147H84V148H86V146L90 143V141L92 140H96L97 139V141L99 140V142L98 143H100L101 145L100 146H104V147H98V150L99 151H97V153H98V156L100 157L102 154H103V150L107 147V148H109L110 150H112L113 151V155L115 154V157L113 158L112 156L111 157H109V159L110 158H112V159H106L105 161H101V162H99V164H98V162H96L97 161V158H94V157H91V159H89V158H87V157H83V154H82V156L80 155H78V156H75V155H73L71 152H70V150H72L71 148H69V146L67 145L68 143H69V141H67L68 140V138H69V140H72V137H73V139H74V133L77 131V130H75V129H73L72 131L70 130L69 132H68V130L71 128L72 129V127H70V120H68L69 122H63V120H64V117L66 118L67 116H74L75 117V115L77 116V114ZM107 113V114H106ZM119 113V114H118ZM140 113V114H139ZM163 113V114H162ZM166 113V114H165ZM263 113V114H262ZM8 114V115H7ZM67 114V115H66ZM92 114V115H91ZM109 114V115H108ZM118 114V115H117ZM143 114V115H142ZM160 114V115H159ZM173 114V115H172ZM175 114H177V115H175ZM184 114H186V115H184ZM257 114V115H256ZM262 114V115H261ZM65 115V116H64ZM107 115V116H106ZM120 115V116H119ZM128 115V116H127ZM130 115V116H129ZM141 117H139V116ZM155 115V116H154ZM158 115V116H157ZM163 115H164V119H163ZM166 115V116H165ZM9 116V117H8ZM46 116V117H45ZM159 116H161V117H159ZM167 116H169V117H167ZM248 116H250V117H248ZM261 116H263L262 118H261ZM3 119H2V118ZM24 117V118H23ZM50 117H51V119H53V120H51L50 119ZM56 117H57V119H56ZM73 117V118H74ZM102 117V118H101ZM103 117H105V118H103ZM108 117V118H107ZM112 117V118H111ZM125 117H126V119H125ZM133 119H132V118ZM144 117V118H143ZM155 117V118H154ZM156 117H158V118H156ZM166 117V118H165ZM25 118H26V121H24V123H22L23 125V129H26L27 128V126H28V130L27 131H31V130H33V131H31L32 132V134H31V132H30V134H29V132H27V135H24V136H22L21 134H20V129H18V125L20 124L21 125V120L23 119V120H25ZM114 118V119H113ZM121 118V119H120ZM143 118V119H142ZM187 118V119H186ZM219 118V119H218ZM130 119V121L132 122H130V121H128V120ZM142 119V120H141ZM156 119H158V120H156ZM15 120V121H14ZM22 120V121H23ZM57 120V121H56ZM110 120V121H109ZM141 120V121H140ZM49 121V122H48ZM134 121V122H133ZM150 121V122H149ZM219 121V122H218ZM10 122V123H9ZM14 122V123H13ZM41 122V123H40ZM44 122V123H43ZM46 122V123H45ZM52 122V123H51ZM57 124H56V123ZM112 122V123H111ZM115 124H114V123ZM153 122V123H152ZM178 122V123H177ZM11 125V128H10V125ZM16 123V129H15V124ZM52 124V126H51V124ZM62 123V124H61ZM85 123V124H84ZM103 123V124H102ZM134 123V124H133ZM138 123H140L139 125H138ZM147 123V124H146ZM150 123H152L151 125H149ZM176 123V124H175ZM44 124V125H43ZM47 124V125H46ZM110 124L112 125V124H114L113 126H111V127H114V126H116V128L114 127V128H112V130H109L111 127H110ZM8 127H7V126ZM25 125V126H24ZM46 125V126H45ZM133 125V126H132ZM136 125V126H135ZM144 125H145V127H144ZM147 125H148V127H150V128H147ZM152 125H153V127H152ZM155 125H156V127H155ZM170 125V126H169ZM50 126V127H49ZM56 126V127H55ZM91 126V127H92ZM101 126V127H100ZM50 129H49V128ZM52 127V128H51ZM65 127V128H64ZM110 127V128H109ZM117 127H118V129H117ZM119 127H120V129H119ZM122 127V128H121ZM134 127V128H133ZM137 127V128H136ZM140 127H142V128H140ZM159 127V128H158ZM167 127V128H166ZM212 126L210 125L209 127H207V128H211ZM48 128V129H47ZM55 128V129H54ZM63 128V129H62ZM66 128H68V129H66ZM92 128H94V127H92ZM108 129V131H107V129ZM153 128V130H151ZM157 128L159 129V130H157ZM165 128V129H164ZM52 129V130H51ZM60 129V130H59ZM114 129V130H113ZM136 129V130H135ZM169 130V131H165V130ZM191 129V130H190ZM48 130V131H47ZM116 130V131H115ZM170 130H172V131H170ZM43 131V132H42ZM50 131V132H49ZM133 131H140V132H142V133H144L143 134V136H142V134L141 135H137V137L136 136H134V134L132 135V132ZM148 131H150V132H148ZM153 131V132H152ZM192 131V132H191ZM199 131V132H198ZM204 131V132H203ZM223 131V132H222ZM53 132V133H52ZM57 132V133H56ZM61 132V133H60ZM65 132H67V133H65ZM72 132V133H71ZM130 132V133H129ZM173 132V133H172ZM189 132V133H188ZM206 132V133H205ZM207 132H208V134H207ZM4 133H6L5 135H4ZM59 133V134H58ZM68 133H69V135H68ZM118 133V132H117ZM165 133V134H164ZM172 133V134H171ZM176 133V132H175ZM212 135H211V134ZM223 133V134H222ZM3 134V135H2ZM17 134V135H16ZM20 134V135H19ZM29 134V135H28ZM46 134V135H45ZM61 134V135H60ZM72 134V135H71ZM94 134V135H93ZM170 134V135H169ZM203 134V135H202ZM207 134V135H206ZM215 134H216V136H215ZM44 135V136H43ZM48 135V136H47ZM52 136V138L53 137H55L56 139H57V137H58V139H59V141L57 140H53V139H55V138H50V136ZM55 135H57V137L55 136ZM71 135V136H70ZM93 135V136H92ZM95 135L97 136V137H95ZM131 135V136H130ZM189 135V136H188ZM191 135V136H190ZM198 135H199V138H198ZM5 136V137H4ZM21 136L22 137H24V138H21ZM61 136V137H60ZM63 136V137H62ZM132 136H133V138H132ZM176 136V137H175ZM189 138H188V137ZM193 136V137H192ZM205 136L206 137H217V138H219V141L221 140V141H223V142H220V143H222V144H220L219 142H218V144L216 145V143L215 142H217V141H215V140H212V139H210L209 138V140L208 141H206V140H204L203 138H205ZM7 137V138H6ZM21 138L20 140H22V145L20 144L19 146H17L16 145V143L18 142L17 140H19V138ZM40 137H44V139L42 140H40V142H39V140H37V138H40ZM84 137V138H83ZM86 137H87V139H86ZM93 137V138H92ZM103 137V138H102ZM131 137V138H130ZM134 137H135V140H136V142H135V140H134ZM177 137H180V143L179 144H176V145H178V146H176L174 143H172V141L170 140V139H172V138H177ZM187 137V138H186ZM202 137V138H201ZM18 138V139H17ZM26 138V140H23V139H25ZM46 138V139H45ZM64 138V139H63ZM66 138V139H65ZM71 138V139H70ZM89 138V139H88ZM127 138V139H126ZM63 139V140H62ZM104 139V140H103ZM128 139H131V140H129L128 141ZM140 139H141V141H140ZM149 141H148V140ZM152 139H153V141H152ZM156 139V140H155ZM185 139V140H184ZM188 139H189V141H188ZM14 140V141H13ZM16 140V141H15ZM45 140V141H44ZM61 140H62V143H61ZM89 140V141H88ZM127 140V141H126ZM146 140V141H145ZM187 140V141H186ZM211 140V141H210ZM248 140V141H247ZM250 140H251V142H252V144H251V142H250ZM6 141V142H5ZM10 143H9V142ZM24 141V142H23ZM64 141V142H63ZM87 141V142H86ZM105 141V142H104ZM137 141H139V142H137ZM151 141H152V143H151ZM171 141V142H170ZM258 141V140H257ZM256 140L255 141H252V139L251 138H248V139H246V140H244V142H246L249 146H253L254 144L256 145V146H254L253 148H255V149H259V151H263V150H261V146L259 145V146H257V143H259V142H257ZM3 142V143H2ZM28 142V143H27ZM50 142V143H49ZM116 142H117V146H116ZM145 142V143H144ZM147 142V143H146ZM170 142V143H169ZM250 142V143H249ZM13 143V144H12ZM14 143H15V145H14ZM25 145H24V144ZM53 143V144H52ZM56 143H57V145H58V147H57V145H56ZM59 143H61V144H59ZM65 143V144H64ZM88 143V144H87ZM183 143V144H182ZM80 144V145H81ZM84 144V145H83ZM91 144V143H90ZM103 144V145H102ZM106 145V147H105V145ZM119 144H120V146H125V147H123V153H119V155L117 156V151L119 150V149H122V147H119ZM133 144V145H132ZM135 144V145H134ZM137 144V145H136ZM144 144L146 145V147L144 146ZM156 144V145H155ZM168 144H170V145H168ZM182 144V145H181ZM188 144V145H187ZM226 144V145H225ZM246 144V145H247ZM10 145V146H9ZM54 145V146H53ZM153 145V146H152ZM155 145V146H154ZM185 145H187V146H185ZM12 146V147H11ZM14 146V147H13ZM17 146V147H16ZM21 146V147H20ZM51 146V147H50ZM61 146L63 147V148H61ZM68 148H67V147ZM114 146H115V148L116 147H118L119 149L118 150H116V149H113L114 148ZM137 146H139V147H137ZM148 146V147H147ZM176 146V147H175ZM184 146H185V148H184ZM221 146H223V147H221ZM245 147V148H250V147ZM9 147V148H8ZM47 147L49 148V149H47ZM130 147V148H129ZM145 147V148H144ZM155 147V148H154ZM186 147H187V149H188V147H189V149L186 151L185 149H186ZM256 147H259V148H256ZM18 148V149H17ZM21 148V149H20ZM55 150H54V149ZM102 149V151H101V149ZM129 148V149H128ZM161 148V149H160ZM165 149V151L166 150H168V154L167 155H164V156H162L161 155V152ZM178 148H179V150H178ZM244 148V149H245ZM4 151H3V150ZM53 149V150H52ZM125 149V150H124ZM144 149V150H143ZM148 149V150H147ZM170 149V150H169ZM254 149V150H255ZM15 150V151H14ZM128 150H129V152H128ZM139 150V151H138ZM159 150H160V153H159ZM162 150V151H161ZM184 150V151H183ZM218 150V151H217ZM2 151V152H1ZM68 151V152H67ZM111 151V152H112ZM114 151H116L115 153H114ZM125 151H127V152H125ZM172 151H174V152H172ZM187 153H186V152ZM223 151V152H222ZM101 152V153H100ZM143 152V153H142ZM154 152V153H153ZM170 152V153H169ZM172 152V153H171ZM179 152V153H178ZM190 152V153H189ZM13 153V154H12ZM23 153V154H22ZM40 153V154H39ZM261 153V156H263L264 157V152H260ZM38 155V158H37V155ZM71 154V155H70ZM120 154H121V156H120ZM130 154V155H129ZM138 154V155H137ZM160 154V155H159ZM172 154V155H171ZM202 154V155H201ZM15 157H14V156ZM23 155V156H22ZM36 155V156H35ZM136 155V156H135ZM159 155V156H158ZM180 155V156H179ZM22 156V157H21ZM122 156H123V158H122ZM130 158H129V157ZM166 156V157H165ZM19 157V158H18ZM26 159H25V158ZM49 157V159H51L50 157H52V159H59V160H64V161H66V160H69L70 162H74V163H71V165L63 172L64 174L63 175H60V172L57 170V168L56 167H53V166H50V168L49 167H45L46 165H47V162L46 161H48L47 160V158ZM55 157V158H54ZM63 157V158H62ZM81 157V158H80ZM132 157V158H131ZM162 157V158H161ZM165 157V158H164ZM176 159H175V158ZM24 158V159H23ZM31 158H32V160H31ZM92 158H94V160L92 159ZM118 158V159H117ZM121 158H122V160H121ZM130 160H129V159ZM195 158H196V160H195ZM6 159V160H5ZM23 161H22V160ZM81 159V160H80ZM83 159H85V160H83ZM120 159V160H119ZM139 159V160H138ZM200 159H201V161H200ZM20 160H21V162H20ZM27 160V161H26ZM30 162H29V161ZM39 160V161H38ZM79 160V161H78ZM125 160V161H124ZM134 162H132V161ZM143 162H142V161ZM193 160V161H192ZM41 161H42V163H41ZM82 161H84L83 163H82ZM90 161H95V162H90ZM107 161H109L108 163H107ZM111 161V162H110ZM135 161H137L136 163H135ZM199 161H200V163H202V164H200L199 163ZM36 163V165H35V163ZM79 162V163H78ZM112 162H116V163H118V166H119V168H120V166H122L121 168V170L119 169V171H120V173H119V171L117 172H115V171H113V173H115V175H116V173H118L119 174V176L118 175H116V176H114V174H112L113 176H114V178H117V176L119 177V178H121V177H123V178H121V180L123 179V180H126V178L127 179H131L133 176H135V173H136V178L135 177H133L132 178V180H129V182H133V180H134V178H135V180H134V182L133 183H135L136 185H135V188H134V185H133V187L132 188H134V189H132V190H125V192L123 193V195H122V198L125 196V198L127 199H125V198H123V200H124V202H125V204L123 205L124 207H126L125 209H127V210H124V208L122 209L121 207H119V208H117L118 209V211L115 209L116 207L114 206V204L112 203V202H109L108 200H105L106 202H104V205H99L98 204V208H97V204H95L96 202H95V200H97V197L92 193V192H90V193H86V195H84L85 196V199L86 200H91L92 202H91V204L90 205H88L87 207H85V213L88 215V220L89 219H102V220H104L105 221V218H107L108 217V215L111 213V211H112V208H113V210L116 212V213H119L117 216L120 218H118L117 217V219H118V221L120 222V223H122L121 225H122V229H119V228H121V226L119 227V228H112V227H110V229H106V228H108V227H105L104 225H102L103 227H100V229L99 230H97V229H95V226H94V228H92V226H81L80 225V223H79V218H77V217H75V216H72L71 214H70V210H65V209H63L62 208V204L65 202V203H67L69 200H64L63 198V200H61L62 202H61V204H57V203H53V205L51 206V209H50V207L48 208V209H42V208H40V206H41V201H44V200H48V201H50L49 199H51L52 198V195L51 194H47V195H43V194H45L43 191H36L35 192V187H37V185L38 186H41V187H43V184H44V187L47 185H50V184H53V185H56V186H60V189L62 190V192L64 191V192H69V191H73V190H76V191H78V190H80L82 187H85L86 185H95V184H97L98 183V181H97V179H98V176L100 177V174H102L103 173V169H104V167L106 166V164H107V168L108 169H111L110 168V165L111 164H113ZM128 162V163H127ZM206 162V161H205ZM210 161H207V163H209ZM9 163H10V165H9ZM25 163H27V164H25ZM31 163V164H30ZM46 163V165L44 166V164ZM77 163L79 164L78 166H76L77 165ZM86 163V164H85ZM120 163V164H119ZM126 165H125V164ZM192 163L194 164V165H192ZM197 163V164H196ZM206 163V164H207ZM230 163V164H229ZM235 163V160H230L229 162H228V168H232V166L233 167H235L236 166V163ZM38 164V165H37ZM41 164V165H40ZM89 164V165H88ZM91 164V165H90ZM137 164H139V165H137ZM16 165V166H15ZM26 165V166H25ZM80 165H81V167H80ZM88 165V166H87ZM100 165V166H99ZM137 165V166H136ZM198 165V166H197ZM201 165V166H200ZM232 165V166H231ZM10 168H9V167ZM30 166V167H29ZM37 166V167H36ZM41 166V167H40ZM92 166V167H91ZM94 166V167H93ZM109 166V167H108ZM124 166H126V167H124ZM130 166H132L131 168H130ZM5 167V168H4ZM8 167V168H7ZM22 167V168H21ZM77 167V168H76ZM80 167V168H79ZM83 167H91V170L89 171V173H88V175H86V174H84V171H83ZM136 167V168H135ZM137 167H139V168H137ZM202 167V168H201ZM43 168V169H42ZM45 168V169H44ZM47 168V169H46ZM125 168H127V169H125ZM140 168H142V169H140ZM2 169V170H1ZM11 169V170H10ZM18 169V170H17ZM28 169V170H27ZM51 169V170H50ZM96 169V170H95ZM124 169V171H122ZM239 168H236V170L237 171H235L234 173H232V175L234 176V177H232V179H233V181H239L240 179V170H238ZM245 168H243V170H244ZM40 170V171H39ZM44 170V171H43ZM47 170V171H46ZM74 170V171H73ZM144 172H143V171ZM183 172H182V171ZM190 170V171H189ZM204 170V171H203ZM217 170H220V169H217ZM8 171H9V175L11 174H13V175H16L13 179H11V178H9V175H8ZM24 171V172H23ZM36 171V172H35ZM128 171V172H127ZM131 171V172H130ZM133 171V172H132ZM135 171V172H134ZM139 171V173H137ZM180 171H181V173H180ZM186 171V172H185ZM195 171H197V172H195ZM5 172V173H4ZM12 172V173H11ZM34 172V173H33ZM50 172V173H49ZM55 172V173H54ZM73 172H74V174H73ZM81 172V173H80ZM127 173V174H125V173ZM150 172V173H149ZM178 172V173H177ZM185 172V173H184ZM193 172V173H192ZM200 172V173H199ZM17 173V174H16ZM45 173V174H44ZM129 173V174H128ZM180 173V174H179ZM236 173V174H235ZM6 174V175H5ZM27 174V175H26ZM55 176H54V175ZM77 174V175H76ZM121 174V175H120ZM133 174V176L131 177L130 175H132ZM145 174V175H144ZM172 174V175H171ZM184 174H185V176H184ZM190 174V175H189ZM10 175V176H11ZM24 176V177H22V176ZM34 175V176H33ZM71 175V176H70ZM76 175V176H75ZM82 175H83V177H82ZM87 176V177H85V176ZM125 175V176H124ZM129 175V176H128ZM180 176V179L178 178L179 176ZM192 175H194V176H192ZM231 175V176H232ZM32 176V177H31ZM35 176H36V178H35ZM38 176H40V177H38ZM54 176V177H53ZM73 177V176H75L78 180L75 182V183H70V182H66L65 180H64V178L63 179H61L62 177ZM97 176V177H96ZM146 176V177H145ZM181 176H183L184 177V179H185V177H186V179L184 180L183 178H181ZM5 177V178H4ZM8 177V178H7ZM53 177V178H52ZM110 177V176H109ZM129 177V178H128ZM131 177V178H130ZM137 177H138V179H137ZM149 177V178H148ZM178 178L177 180H178V182L181 180V179H183V181H184V183H181V184H179L178 182L176 183V178ZM197 177V178H196ZM198 177H199V179H198ZM239 177V178H238ZM17 178V179H16ZM22 178V179H21ZM28 178V179H27ZM84 178V179H83ZM88 178H91V180L90 179H88ZM111 178V177H110ZM125 178V179H124ZM148 178V179H147ZM208 178V179H207ZM234 178H235V180H234ZM239 180H238V179ZM27 179V180H26ZM137 179V180H136ZM142 179V181H140ZM188 179V180H187ZM192 179V180H191ZM196 179H198L197 181H196ZM11 180V181H10ZM17 180H18V182L20 181V182H22L23 183V185H22V183H18L17 182ZM25 180V181H24ZM61 180V181H60ZM83 180V181H82ZM90 180V181H89ZM174 180H176V181H174ZM213 180V181H212ZM221 180H223V179H220V180H218V181H220V182H222ZM31 181V182H30ZM57 181H58V183H57ZM128 181V180H127ZM185 181H186V183H185ZM209 181V182H208ZM15 182H17V184L15 183ZM27 182L29 183L30 182V185L28 184V185H26L27 184ZM34 182H35V184H36V186H35V184H34ZM64 182V183H63ZM83 182V183H82ZM188 182V183H187ZM50 183V184H49ZM60 183V184H59ZM66 183H68V186H67V184ZM141 183V184H140ZM196 183H198L197 185H196ZM206 183V184H205ZM209 183H211V184H209ZM12 184V185H11ZM16 184V185H15ZM85 184V185H84ZM142 186V185H146V186H144V188L146 187L148 190H146V188L144 189L143 187V189L140 187V185ZM170 184V185H169ZM178 186H177V185ZM214 186H213V185ZM17 185H18V187H17ZM72 185V186H71ZM137 185H139L138 187L139 188H141V189H139L138 187H137ZM148 185V186H147ZM189 185H190V188H189ZM200 185H201V188H200ZM203 185H204V187H203ZM13 186H15V187H13ZM32 188H31V187ZM33 186H35V187H33ZM192 186V187H191ZM196 186H197V189H196ZM199 186V187H198ZM207 186H209V188L207 187ZM211 186V187H210ZM27 187V188H26ZM69 188V189H67V188ZM72 187V188H71ZM81 187V188H80ZM136 187H137V189H136ZM180 187L182 188V187H184V188H186V190H188V191H190L189 189H191V188H194V189H191V191L190 192H186L185 193V195H184V193H177V192H179L180 191ZM206 187V188H205ZM216 187V188H215ZM12 188V189H11ZM71 188V189H70ZM173 188H175V189H173ZM200 188V189H199ZM14 189V190H13ZM31 189V190H30ZM127 189V188H126ZM165 189V190H164ZM166 189H168V190H166ZM203 189V190H202ZM209 189V190H208ZM151 190V191H150ZM172 190V191H171ZM174 190V191H173ZM179 190V191H178ZM192 190H194L193 192H192ZM198 190V191H197ZM114 191V192H113ZM112 191V194L113 195H116V194H118V196H120L121 195V193L123 192H121V191H115V190H113ZM143 191V192H142ZM146 191V192H145ZM148 191V192H147ZM162 191V192H161ZM264 191V190H263ZM29 192V193H28ZM39 192V193H38ZM140 192V193H139ZM145 192V193H144ZM152 192V193H151ZM157 192H158V194H157ZM168 192V193H167ZM172 192V193H171ZM174 192V193H173ZM200 192V193H199ZM31 193V194H30ZM36 193V194H35ZM119 193H120V195H119ZM148 193V194H147ZM154 193V194H153ZM22 194V195H21ZM88 194V195H87ZM126 194V195H125ZM172 194V195H171ZM179 194H181V195H179ZM183 194V195H182ZM30 195V196H29ZM51 195V196H50ZM137 195V196H136ZM150 195V196H149ZM152 195H154V197H152ZM155 195H157V196H155ZM160 195V196H159ZM22 196V197H21ZM23 196H24V198H23ZM25 196H28V197H30V199L29 200H27L28 198H26ZM50 196V197H49ZM133 198H132V197ZM183 196V197H182ZM189 198H188V197ZM48 197V198H47ZM121 197V196H120ZM136 197H138V198H136ZM246 197V199L248 198V196H244L243 198H245ZM15 198V199H14ZM19 198H21V200L22 199H25L27 202L26 203H28L27 205H23L22 206V204H20V203H18V206H17V204H16V200H18ZM44 198V199H43ZM156 198H157V200H156ZM159 198V199H158ZM187 198V199H186ZM218 198H219V195H218ZM132 202L133 201V199L135 200V201H133L132 203H134V204H131V202L128 204V201L129 200ZM148 199V200H147ZM245 199V200H246ZM151 200H154V201H151ZM182 200V201H181ZM190 200V201H189ZM157 201V202H156ZM173 201V202H172ZM176 201V205H174V204H172V203H174ZM17 202H20V201H17ZM70 202V201H69ZM159 202V203H158ZM216 202V203H215ZM157 203V204H156ZM186 203V204H185ZM152 204V205H151ZM163 204V205H162ZM180 204H182V205H180ZM212 204H214L215 206H213ZM19 205H21V206H19ZM60 205V206H59ZM168 205V206H167ZM172 205H174L173 207H172ZM101 206V207H100ZM156 206V207H155ZM171 206V207H170ZM178 206V207H179ZM27 209H25V208ZM39 207V208H38ZM82 207H84V205H82ZM115 207V208H114ZM215 207V208H214ZM218 208V211H216L217 210V208ZM262 208L263 210H264V208L261 206L260 207V205H256L254 208H256V209H258V208ZM205 208H206V210H205ZM216 209V210H214V209ZM23 209V210H22ZM29 209V210H28ZM38 209V210H37ZM58 211H57V210ZM62 209L64 210V211H62ZM121 209V210H120ZM167 209V210H166ZM179 209V210H178ZM25 210V211H24ZM42 210V211H41ZM46 210V211H45ZM110 210V211H109ZM122 210H124V212L123 213H121V211ZM152 210H153V212H152ZM156 210V211H155ZM161 210V211H160ZM163 210V211H162ZM253 209H250L249 211H252ZM23 211H24V213H23ZM32 213H31V212ZM48 211V212H47ZM62 211V212H61ZM100 211V212H99ZM102 211V212H101ZM114 211H112V212H114ZM126 211H127V213H126ZM172 211V212H171ZM177 211V212H176ZM200 211V212H199ZM39 212V213H38ZM41 212V213H40ZM47 212V213H46ZM53 212V213H52ZM105 212V213H104ZM162 212V213H161ZM166 212V213H165ZM25 213H28V217L26 216L27 214H25ZM34 213V214H33ZM45 213V214H44ZM107 213V214H106ZM156 213H158L157 214V217H155V219H157V220H154L153 219V221H152V223H153V226H156L155 228L153 227H151V229H153V230H151V229H149V228H147V227H143L145 224H142V223H144V222H146V221H149V220H151L152 218H153V216H154V214ZM168 213V214H167ZM214 213H215V215H214ZM216 213H219V214H216ZM32 214V215H31ZM93 214V215H92ZM98 214V215H97ZM121 214V215H120ZM124 214H128V216L127 215H124ZM162 214V218L161 217H159L160 215ZM165 214V215H164ZM175 214H177V216L175 215ZM179 214V215H178ZM29 215H31V216H29ZM96 217H95V216ZM103 215V216H102ZM123 215V216H122ZM159 215V216H158ZM180 215H181V217H180ZM211 215V216H210ZM213 215L215 216V217H213ZM233 215V216H232ZM54 218H56V219H64V220H68L69 218H71V219H69L68 221L71 223L69 226H68V228L66 229V230H64L63 229V231H59L58 232V230H56L57 229V227L55 226V223H54V221H53V223H52V218L53 217ZM59 216V217H58ZM60 216H62V217H60ZM70 216V217H69ZM121 216V217H120ZM130 216V217H129ZM156 216V215H155ZM171 216L173 217L172 219H171ZM199 216V217H198ZM209 216V217H208ZM232 216V217H231ZM30 217V219H27V218H29ZM124 217V218H123ZM127 217V218H126ZM169 217V218H168ZM185 217V218H184ZM53 218V219H54ZM122 218V219H121ZM150 218V219H149ZM160 218V219H159ZM167 218V219H166ZM200 218V219H199ZM21 219V220H20ZM31 219H33V221H31ZM56 219H54V220H56ZM125 219V220H124ZM131 219V220H130ZM173 221H171V220ZM256 220H258L259 219V217L258 216H256V218H255ZM19 220V221H18ZM49 220H50V222H49ZM88 220H86V222L88 223ZM159 220V221H158ZM166 220V221H165ZM169 220V221H168ZM209 222H208V221ZM117 221V222H118ZM125 221V222H124ZM143 221V222H142ZM156 221V222H155ZM2 222V223H1ZM25 224H24V223ZM30 222V223H29ZM49 222V223H48ZM142 222V223H141ZM171 222V223H170ZM37 225H35V224ZM52 223V224H51ZM125 223H127V224H125L126 226H124V224ZM195 223V224H196ZM3 224V225H2ZM5 224V225H4ZM23 224V225H22ZM34 224V225H33ZM78 224V225H77ZM139 224V225H138ZM161 224V225H160ZM172 225V224H174V227H173V225H172V228H169V227H171V226H169V225ZM253 224V223H252ZM52 225V226H51ZM127 225L128 226H130V227H127ZM165 225H167V226H169V227H167V226H165ZM54 226V227H53ZM78 226V227H77ZM176 226V227H175ZM246 227H243L244 228V230H245V228H246V230H248L249 228V230H251L252 228L251 227H248L249 226V224H247V225H245ZM251 226V225H250ZM2 227H3V229H2ZM53 227V228H52ZM83 227V228H82ZM126 227H127V229H126ZM136 227V228H135ZM168 228L169 230H171V231H168V229H167V231L165 230V232H168V233H170L171 232V234H175V235H172L171 236V234L169 235L168 233H164V230L162 229V228ZM241 227V231L243 230V228H242V226H240ZM10 228V229H9ZM54 228H56V229H54ZM76 228V229H75ZM86 228V229H85ZM159 228H161V230H159ZM181 228H183L182 229V231H181ZM209 228V229H208ZM54 229V230H53ZM80 229H81V231H80ZM85 229V230H84ZM104 229V230H103ZM135 229V230H134ZM149 229V230H148ZM155 229V230H154ZM8 230V231H7ZM12 230V231H11ZM46 230H48V231H46ZM88 230V231H87ZM151 230V232L153 231V233H151V232H149ZM158 230V231H157ZM193 230V231H192ZM239 230V229H238ZM245 230V231H246ZM11 231V232H10ZM16 231V232H15ZM42 231H43V233H44V231H45V235L47 236L48 234H46V233H49V239H46V238H44V237H46L43 233H42ZM50 231V232H49ZM53 231V232H52ZM56 231V232H55ZM67 231V232H66ZM75 231V232H74ZM107 231V232H106ZM148 231V232H147ZM155 231H157L158 232V234H160L159 236H161V234L163 235V236H161V239H162V241H161V239L159 238V236L157 237L156 236V232ZM163 231V232H162ZM177 231H179V232H177ZM184 231V232H183ZM215 231V232H214ZM223 231V233H221ZM240 231V230H239ZM10 232V233H9ZM42 233V235H44V236H42L41 235V233ZM62 234H61V233ZM74 232V233H73ZM155 232V233H154ZM227 232V234H226V236H225V233ZM244 231H242L241 233H243ZM60 233V234H59ZM150 233V234H149ZM166 234V235H164V234ZM183 233V234H182ZM218 233V234H217ZM240 233V232H239ZM7 234V235H6ZM11 234V235H10ZM151 234H153V236L151 235ZM155 234V235H154ZM157 234V235H158ZM167 234H168V238H169V236H171V238H167ZM177 234V235H176ZM182 234V235H181ZM208 236H207V235ZM221 234V235H220ZM151 235V236H150ZM178 235H179V237H178ZM181 235V236H180ZM264 235V234H263ZM263 235H256V237H253L252 239H250L249 241H250V243L249 242H246V245L248 246V248L249 247H251V246H256V245H259L258 243H260V245H262L263 243H264V241H262V240H264L263 239ZM6 236H8V237H6ZM40 236V237H39ZM141 236V237H140ZM150 236V237H149ZM183 236V237H182ZM215 236V237H214ZM224 236H225V239H224ZM259 236V237H258ZM3 237V238H2ZM20 237V238H19ZM43 237V238H42ZM138 237V238H137ZM148 237H149V239H148ZM152 237V238H151ZM157 238V239H155V238ZM162 237H164V238H162ZM175 237H177V238H175V239H181V241L180 240H178L180 243H178V241L177 240H175L174 241V238ZM101 238V239H100ZM137 238V239H136ZM141 238V239H140ZM233 238H235V237H233ZM232 238V239H233ZM2 239V240H1ZM6 239V240H5ZM9 239H11V241L9 240ZM13 239V240H12ZM24 239V240H23ZM167 239V241L169 242V241H171L172 239H173V241H171L172 242V244H173V242L175 243V246H174V249L176 250V252L178 251V253H180V255L178 254V253H176L175 251H174V249H173V246L171 245V242H167L166 241V243H168V244H166L165 242V244L163 243V241L164 240H166ZM171 239V240H170ZM224 239V240H223ZM259 239H260V241H259ZM9 240V241H8ZM21 240H23L22 242H21ZM85 240H86V242L87 243H85ZM114 240H116V241H114ZM125 240H127V241H129L130 242V244L129 245H131V246H128V243L129 242H126ZM157 240V241H156ZM11 242L10 244H8L7 242ZM67 241V242H66ZM81 241H83V243H85L87 246L86 247H83V248H78L77 246H76V244L78 243V242H81ZM131 241H132V243H131ZM134 241V242H133ZM147 242V244L149 245V242H151V241H155L156 243L158 242V243H160V245L161 246H159L158 248L159 249H157V250H155V251H149L148 252V250H147V248L145 247L147 244H146V242ZM219 241V240H218ZM232 241V240H231ZM124 242H126V243H124ZM142 242H143V244H144V242H145V246H143V244H142ZM200 243V244H198V243ZM202 242V243H201ZM206 242V243H205ZM257 244H256V243ZM263 242V243H262ZM7 243V244H6ZM22 244V246H21V244ZM92 243V244H91ZM123 243V244H122ZM135 243V244H134ZM182 243V246H183V248H181V246H180V244ZM253 243V244H252ZM30 245V247L28 246H26V245ZM90 244V245H89ZM125 244V245H124ZM139 244V245H138ZM170 244V247L168 246ZM203 244V245H202ZM24 245V246H23ZM35 245V246H34ZM66 245V247L65 248H63L64 246ZM70 245V246H69ZM102 246L101 248L104 250H96V248H95V246ZM120 245H122V247L120 246ZM133 245H134V247H133ZM174 245V244H173ZM244 245V246H243ZM259 245V246H260ZM5 246V248H3ZM63 246V247H62ZM73 246H75V247H73ZM93 246V247H92ZM137 248H136V247ZM139 246V247H138ZM167 246V247H166ZM172 246V247H171ZM200 246V247H199ZM209 246V247H208ZM247 246H245V243L244 244H242V245H240L239 247L240 248H238V246L237 247H234V249H232L231 251H233L232 253V255L233 256H235V254L237 253V254H239V255H236V257H233L232 258V256H230V257H228L229 258V260H230V262L228 261V259L227 258H225L224 259V257H226L227 255H225V254H221V256H220V258L218 257V259L217 260H221L222 258L224 259H222L223 260V264H229V263H231V259L232 260H234V258H235V260L234 261H241V260H243L244 261V263H245V261H247L246 263L247 264H250L251 263V256L249 257V254H247V253H245V252H242V250L244 249V248H247ZM9 247V248H8ZM62 247V248H61ZM70 247V248H69ZM104 247H105V249H104ZM162 247V248H161ZM178 247H180L181 248V250H180V248H178ZM212 247H214L215 249H216V247L215 246H212ZM243 247V248H242ZM21 248V249H20ZM73 250H72V249ZM76 248V249H75ZM88 248V249H87ZM107 248V249H106ZM111 248V249H110ZM125 248V249H124ZM140 248V249H139ZM165 248V249H164ZM167 248H168V250H167ZM170 248H172V250L170 249ZM177 248H178V250H177ZM214 248H212V249H214ZM235 248H236V251H235ZM3 249V250H2ZM35 249V250H34ZM65 249V251H63ZM68 251H67V250ZM75 249V250H74ZM143 249L145 250L146 249V251H144V254H143V252H142V254H141V252L140 251H143ZM170 249V250H169ZM211 249V251H214V250H212ZM38 250V251H37ZM114 250V251H113ZM133 250V251H132ZM163 250V251H162ZM237 250H238V252H237ZM18 251H19V257H18V254H16V253H18ZM22 251V252H21ZM72 251H74V252H72ZM129 251V252H128ZM169 251H171L170 253H169ZM173 251V252H172ZM186 252V253H184V252ZM208 251H210V250H208ZM231 251L229 252V255H231ZM244 251V250H243ZM16 252V253H15ZM35 252V253H34ZM61 252V253H60ZM68 252V253H67ZM111 252V254H109ZM133 252V253H132ZM146 252L147 253H149V256L147 257V255L148 254H146ZM158 252V253H157ZM163 252H165V254H162ZM192 252H193V254H192ZM198 252V253H197ZM242 252V253H241ZM22 253V254H21ZM26 253V254H25ZM63 253V254H62ZM123 253V254H122ZM139 253V254H138ZM153 253H156V255L157 256H155L154 257V255L155 254H153ZM166 253H168V255H170L168 258H167V254ZM172 253H175L174 255L172 254ZM188 253L191 255V257H190V255H188ZM235 253V254H234ZM244 254V255H241V254ZM14 254H16L17 255V259H16V255L14 256ZM57 254V255H56ZM61 254V255H60ZM73 254V255H72ZM116 254V255H115ZM122 254V255H121ZM125 254V255H124ZM134 254V255H133ZM136 254H137V256H140V259H139V257H135L136 256ZM162 254V255H161ZM178 254V255H177ZM185 254V255H184ZM4 255H6V256H4ZM14 256V258H13V256ZM118 255V256H117ZM126 256V257H122V258H125L124 259V261L122 260V258H121V256ZM130 255V257H128ZM131 255H133V257H131ZM141 255L142 256H144L146 259L144 260V257L142 258L141 257ZM165 255V256H164ZM176 255H177V257H176ZM228 255V256H229ZM52 256V257H51ZM60 256V257H59ZM70 256V257H69ZM110 256V257H109ZM112 256V257H111ZM115 256V257H114ZM116 256L119 258L120 257V259H118L117 260V258H116ZM174 256V257H173ZM181 256V257H180ZM183 256V257H182ZM185 256V257H184ZM194 256V257H193ZM11 257V258H10ZM128 257V258H127ZM157 257V258H156ZM166 257V258H165ZM171 257H173V258H171ZM187 257H190L189 259H191V260H189ZM22 258H24V259H22ZM41 258V259H40ZM44 258V259H43ZM51 258H53V260L51 259ZM110 258L112 259V260H114V261H111L110 260ZM115 258V259H114ZM129 258H131V259H133L132 261L133 262H131V261H129L128 262V260H129ZM141 258L144 260H141ZM147 258H148V260H147ZM153 260H152V259ZM160 258V259H159ZM175 258H178V259H175ZM183 258V259H182ZM185 258V259H184ZM239 258V259H238ZM2 259V260H1ZM135 259L137 260V262L135 261ZM170 259V260H169ZM174 259V262L172 261ZM227 259V260H226ZM238 259V260H237ZM247 259V260H246ZM9 261V263H8V261ZM50 260V261H49ZM117 260V261H116ZM139 260V261H138ZM141 260V261H140ZM149 262V263H147V261ZM159 260V261H158ZM161 260V261H160ZM181 260L179 261L180 263H178L177 261H176V264H181ZM221 260V261H222ZM226 260V261H225ZM14 261V263H12ZM34 261V262H33ZM124 263H123V262ZM136 263H135V262ZM183 261V262H184ZM221 261H219L220 263H221ZM227 261H228V263H227ZM243 261H242V263H243ZM16 262V263H15ZM36 262V263H35ZM140 262V263H139ZM161 262V263H160ZM218 261H216L214 264H218L217 263ZM233 262V261H232ZM1 263V264H2ZM67 263H65V264H67ZM59 264H63V263H59ZM197 264H203V263H197Z\"/></svg>",
  "mask_w": 264,
  "mask_h": 264
},
{
  "label": "bare ground",
  "instance_id": "bare-ground-1",
  "mask_svg": "<svg viewBox=\"0 0 264 264\" xmlns=\"http://www.w3.org/2000/svg\"><path fill=\"white\" fill-rule=\"evenodd\" d=\"M1 1V0H0ZM7 1V0H6ZM5 1V2H6ZM48 1V0H47ZM51 1V0H50ZM64 1V0H63ZM61 2V3H64V2ZM71 0H69V2H70ZM78 1V0H77ZM98 1V0H97ZM96 1V3H98ZM105 1V0H104ZM104 1H102V2H104ZM110 1H112V0H110ZM114 1V0H113ZM120 1V0H119ZM151 1V0H150ZM172 1H176L175 2V4L178 6V5H180V7H182L181 6V4L183 3V2H185V1H187V0H172ZM190 1V0H189ZM193 1V0H192ZM195 1V0H194ZM213 1L214 0H206V2H207V4H206V7L207 8H209L210 9V7H208L207 5H208V3H213ZM229 1V0H228ZM235 1H237V2H235ZM233 0V2L232 3H226L225 2V4L224 3H222V6L220 7V9H223V10H226L227 12L228 11H233L234 9H238L239 10V8H242L243 9V7H245V6H243V5H246V4H244V2L242 1V6L238 3V0ZM259 1V0H258ZM258 1L256 2V3H258ZM263 1V0H262ZM2 2V1H1ZM3 2H4V0H3ZM2 2V3H3ZM10 2V1H9ZM59 2V1H58ZM78 2H80V1H78ZM81 2H82V0H81ZM83 2H84V0H83ZM90 2H92V1H90ZM114 2H116V1H114ZM169 2V1H168ZM196 2V1H195ZM199 2V1H198ZM197 2V3H198ZM214 2H217V1H214ZM230 2V1H229ZM240 2V1H239ZM247 2V4L249 3L248 1H246ZM254 2V1H253ZM14 3V2H13ZM57 3V2H56ZM66 3V2H65ZM64 3V4H65ZM72 3V2H71ZM70 3V4H71ZM84 3H86V2H84ZM151 3V2H150ZM171 3V2H170ZM217 3H219V1L217 2ZM220 3V4H221ZM241 3V2H240ZM260 3V2H259ZM258 3V4H259ZM262 3V2H261ZM63 4V5H64ZM87 4V3H86ZM92 4V3H91ZM99 4H101L100 2H99ZM103 4V3H102ZM109 4V3H108ZM203 4V3H202ZM202 4L200 5V6H202ZM205 4V3H204ZM224 4V5H223ZM250 4H251V2H250ZM1 5V4H0ZM56 5V4H55ZM68 5V4H67ZM98 5V4H97ZM96 5V6H97ZM111 5H113V3L111 4ZM123 5H125V3L123 4ZM130 5V4H129ZM132 5V4H131ZM134 5V4H133ZM152 5V4H151ZM155 5V4H154ZM183 5V4H182ZM256 5V4H255ZM259 5H261V4H259ZM258 5V6H259ZM262 5H264V4H262ZM261 5V6H262ZM53 6V5H52ZM85 6V5H84ZM138 6V5H137ZM147 6V5H146ZM150 6V5H149ZM148 6V7H149ZM163 6H164V4H163ZM198 6V5H197ZM209 6H212L213 7V5H209ZM218 6H219V4H218ZM218 6H217V8H218ZM246 6H249V7H251V5H246ZM2 7V6H1ZM7 7H8V5H7ZM13 7V6H12ZM51 7V6H50ZM49 7V8H50ZM56 6H54V8H55ZM68 7V6H67ZM79 7V6H78ZM99 7V6H98ZM121 7H123L122 5H121ZM151 7V6H150ZM154 7V6H153ZM179 7V6H178ZM188 7V6H187ZM184 8V10L182 11V13H178V11L177 10H175L176 8H172L173 10H171V9H169L170 11L168 12V17H170V18H177V19H179V20H187V19H190V18H188V16L190 17V15L194 12V14H196L197 12H195L196 10H197V8L198 7H196V9H194L193 7H191V8ZM204 6H202V11H200L201 9L199 8V12H201L202 13V15L201 16H203V14H207L206 15V19L203 21V22H199V23H201L200 25H199V23H197L201 28H206L208 31V34L210 33H212L211 32V30H214V29H216L217 30V26H219V25H221V24H224L223 26V28H226V26H230L232 29L228 32V33H230V35H224V33L221 35L222 36V38H223V35H224V37L225 36H227V37H225L224 38V40H220L219 38V36H217V38H214L213 36H214V34L212 33V35L213 36H208V34H206V33H202L201 34V37L203 36V34H206L207 36H206V39H207V41L209 40V42H218L219 44H217L218 46H222V47H220V48H222V49H220L221 51H219L218 49H217V51H215L216 50V48L215 49H212V50H209V53H210V56H211V54H217V55H220V57H218L217 59H220L221 58V56H223L222 58H223V60H225V59H227V60H232V58H233V55H237V53H238V49H237V47H240V46H243L244 45V43L243 42H246V43H249V42H247V41H253V42H258V43H263V41L262 42H260L261 40H264V35H262V33H264V31H263V29H262V27H261V25H260V27H261V35L259 34L258 35V33H259V30L260 29H258V27H255L254 29H252L251 31H249L248 33H242L243 35H245L244 37H241L242 39H240V34L238 35L239 36V38H237L236 36H235V34L234 33H236L235 31L237 30L236 29V26H237V28H238V26L239 27H241L239 30H241L243 27H245L246 25L247 26H250L251 25V23L254 21H250V20H252L253 18H255V17H253V16H251V17H253L252 19H248V17L250 16H247V15H244L245 13H247V12H245V11H248V9L247 10H245V8H244V10H240V11H238L239 13L237 14V12H236V14H237V16H236V14H235V18L232 16V17H230L231 15H229V12L227 13L226 11H225V13L224 14H226L227 13V15H219L220 13H210V12H208V11H211V10H205L206 8L204 7ZM215 7V6H214ZM53 8V7H52ZM52 8H51V10H52ZM53 8V9H54ZM83 8V7H82ZM101 8V7H100ZM158 8H161V10H162V6L160 5V6H158ZM168 8V7H167ZM166 8V9H167ZM6 9V8H5ZM56 9V8H55ZM65 9H66V7H65ZM84 9H85V7H84ZM89 9V8H88ZM91 9V8H90ZM110 9V8H109ZM132 9V8H131ZM146 9H147V7H146ZM152 9V8H151ZM150 9V10H151ZM183 9V8H182ZM215 9V8H214ZM220 9H217V10H220ZM257 9V8H256ZM7 10V9H6ZM64 10V9H63ZM67 10V9H66ZM70 10V9H69ZM68 10V11H69ZM110 10H112V9H110ZM109 10V11H110ZM155 10V9H154ZM195 10V11H194ZM56 11H57V9H56ZM71 11V10H70ZM73 11V10H72ZM71 11V13H74L75 12V10H74V12H72ZM79 11V10H78ZM86 11V10H85ZM88 11V10H87ZM119 11V10H118ZM141 11H143V9H142V7H137V8H135L134 10L132 9V13H126V12H121V14H119V17L122 19H125V18H128V16L129 15H131V14H133V16L132 17H134V15H137V13L138 12H141ZM149 11V10H148ZM245 12L244 14L243 13H240V12ZM261 11V10H260ZM19 12V11H18ZM52 12L53 11H51V15H52ZM65 12V11H64ZM83 12V11H82ZM82 12H81V15H82ZM145 12V11H144ZM221 12V11H220ZM234 12H235V10H234ZM251 12V11H250ZM57 13V12H56ZM68 12H66V14H67ZM109 13V12H108ZM166 13V12H165ZM64 14V13H63ZM69 14V13H68ZM84 14V13H83ZM127 14H129V15H127ZM193 14V15H194ZM199 14V13H198ZM231 14H233V12H231ZM239 14H243V15H239ZM61 15V14H60ZM59 15V16H60ZM73 15V14H72ZM77 15V14H76ZM85 15V14H84ZM150 15V14H149ZM200 15V14H199ZM252 15V14H251ZM12 16V15H11ZM63 16V15H62ZM65 16V15H64ZM67 16V15H66ZM108 17H109V15H107ZM106 16V17H107ZM113 16V15H112ZM112 16H110V17H112ZM139 16V15H138ZM259 16V15H258ZM257 16V17H258ZM19 17H21V16H19ZM27 17V16H26ZM68 17V16H67ZM75 17V16H74ZM125 17V18H124ZM140 17V16H139ZM138 17V18H139ZM157 17V16H156ZM196 17V16H195ZM205 17V16H204ZM251 17H249V18H251ZM256 17V18H257ZM260 17H261V15H260ZM263 17V16H262ZM2 18V17H1ZM18 18V17H17ZM22 19L24 18L23 16L21 17ZM48 18H49V16H48ZM137 18V19H138ZM141 18V17H140ZM10 18H8V20H9ZM19 19V18H18ZM26 19V18H25ZM29 19V18H28ZM62 19V18H61ZM129 19V18H128ZM127 19V20H128ZM197 19V18H196ZM195 19V20H196ZM200 19V18H199ZM2 20V19H1ZM67 20V19H66ZM149 20V19H148ZM170 20V19H169ZM191 21H192V18L190 19ZM195 20H193V21H195ZM202 20V19H201ZM257 20V19H256ZM258 20H260V18L258 19ZM257 20V23H261V21H263L264 20V17H263V19L261 20V21H258ZM3 21H4V19H3ZM26 21V20H25ZM125 21V20H124ZM129 21V20H128ZM171 21V20H170ZM192 21V22H193ZM53 22V21H52ZM130 22H132V20L130 21ZM135 22V21H134ZM138 22H140V21H138ZM141 22L143 23V21L141 20ZM179 22V21H178ZM198 22V21H197ZM256 22V21H255ZM0 23H2V21L0 22ZM33 23V22H32ZM31 23V24H32ZM63 23H64V20H63ZM62 23V24H63ZM83 23V22H82ZM90 23V22H89ZM155 23V22H154ZM186 23V22H185ZM188 23V22H187ZM186 23V24H187ZM190 23V22H189ZM6 24V23H5ZM36 24V23H35ZM108 24V23H107ZM151 24H153V23H151ZM194 24V23H193ZM263 26H264V24L263 23H261ZM53 25V24H52ZM71 25V24H70ZM110 25H113V24H110ZM117 25V24H116ZM112 26V27H118V28H112V27H110L111 29V33H112V31L114 30V31H116V32H119V26ZM119 25V24H118ZM128 25H129V23H128ZM137 25V24H136ZM150 25V24H149ZM156 24H154V25H152V26H155ZM174 25V24H173ZM188 25V24H187ZM198 25H196L195 24V26H193L192 24H191V26L189 25V26H184L183 25V27L182 28H179L178 30L176 29V28H174V27H172V28H168L167 27V29H164V32H167V37H169L170 36V39H168L166 36H165V38H167L168 40H171V39H174L175 40V42L176 41H180V40H182V37H184L185 38V36L183 35V33H186V34H188V33H190V32H193V33H195V31H198L197 33H199L200 31L199 30H201V28H199V26ZM226 25V26H225ZM234 27H233V26ZM64 26V25H63ZM62 26V27H63ZM107 26V25H106ZM121 26V25H120ZM126 26V25H125ZM131 26V25H130ZM144 26H146V25H144ZM165 26H166V24H165ZM168 26H170L169 24H168ZM180 26V25H179ZM197 26V27H196ZM253 26V25H252ZM252 26H250V27H252ZM257 26H258V24H257ZM32 27V25L30 26V28ZM91 27V26H90ZM138 27H140V26H138ZM142 27V26H141ZM156 27H158V26H156ZM220 27V26H219ZM249 27V28H250ZM103 28V27H102ZM129 28V27H128ZM128 28L126 29L127 31H128ZM132 28V27H131ZM143 28V27H142ZM246 28V27H245ZM248 28V27H247ZM75 29V28H74ZM78 29V28H77ZM105 29V28H104ZM125 28H123V30H124ZM139 29V28H138ZM137 29V30H138ZM203 29V30H204ZM228 29V28H227ZM236 29V30H235ZM63 30H64V28H63ZM66 30V29H65ZM69 30V29H68ZM90 30V29H89ZM100 30V29H99ZM102 30V29H101ZM122 30V31H123ZM133 30H134V28H133ZM141 30V29H140ZM152 30V29H151ZM166 30V31H165ZM203 30H202V32H203ZM216 30H214V31H216ZM221 30V29H220ZM243 30H245V32H247L246 31V29H243ZM248 30V29H247ZM70 31V30H69ZM79 31H80V29H79ZM91 31V30H90ZM89 31V32H90ZM97 31V30H96ZM113 31V32H114ZM121 31V30H120ZM176 31V32H175ZM206 31V30H205ZM204 31V32H205ZM223 31V30H222ZM225 31V30H224ZM228 31V30H227ZM42 32V31H41ZM89 32H87V33H89ZM217 32H218V30H217ZM239 32V31H238ZM242 32V31H241ZM240 32V33H241ZM74 33V32H73ZM72 32H71V34H73ZM80 33V32H79ZM91 33V32H90ZM135 33V32H134ZM141 34H146V31H144V32H140ZM201 33V32H200ZM216 33V32H215ZM220 33V32H219ZM25 34H27L26 33V31H25ZM96 35H97V33H95ZM121 34V33H120ZM139 34V33H138ZM141 34H139L140 36L139 37H141L142 35ZM196 34V33H195ZM225 34H227V33H225ZM44 35H46V34H44ZM68 35H70V32H69V34ZM82 35V34H81ZM89 35V34H88ZM95 35V36H96ZM98 35H99V33H98ZM118 35V34H117ZM116 35V36H117ZM124 35V34H123ZM147 35V34H146ZM149 35V34H148ZM147 35V36H148ZM183 35V36H182ZM193 35V34H192ZM217 35V34H216ZM242 35V36H243ZM25 36H27V35H25ZM41 36V35H40ZM72 36V35H71ZM92 36H93V34H92ZM94 36V37H95ZM112 36V35H111ZM120 36V35H119ZM173 36V38H171ZM190 36V35H189ZM195 37L196 36H198V35H194ZM199 36H200V34H199ZM35 37V36H34ZM66 37H68V36H66ZM74 37V36H73ZM93 37V40L95 39ZM125 37V36H124ZM136 37V36H135ZM192 37V36H191ZM200 37V38H201ZM204 37V36H203ZM219 37V38H218ZM22 38V37H21ZM41 38V37H40ZM47 38V37H46ZM69 38H72V37H70L69 36ZM68 38V39H69ZM114 38H115V35H114ZM123 38V37H122ZM142 38V37H141ZM197 38V37H196ZM205 38V37H204ZM203 38V40H205ZM244 38V39H243ZM24 39V38H23ZM35 39V38H34ZM43 38H41V40H42ZM80 39V38H79ZM79 39H78V41H79ZM97 39H98V37H97ZM127 39H129V38H127ZM131 39V38H130ZM139 39V38H138ZM138 39H137V41H138ZM195 39V38H194ZM193 39V40H194ZM25 40H28V38H26ZM35 40H37V39H35ZM44 40V39H43ZM42 40V41H43ZM90 40H91V38H90ZM125 40V39H124ZM132 40V39H131ZM131 40H129L130 42H131ZM135 40H136V38H135ZM141 39H139V41H140ZM163 40H164V38H163ZM191 40V39H190ZM192 40V42H194ZM202 39L200 40L199 39V41H203ZM219 40H220V42H219ZM244 40V41H243ZM20 41H22V39L20 40ZM39 41V40H38ZM71 41V40H70ZM69 41V42H70ZM81 41H82V39H81ZM189 41V40H188ZM198 40H196V42H194L193 43V45H200L199 43H201V42H199ZM206 41V42H207ZM1 42V41H0ZM5 42V41H4ZM7 42V41H6ZM67 42H68V40H67ZM95 42H96V40H95ZM129 42V43H130ZM141 42V41H140ZM205 42V43H206ZM250 42V43H251ZM2 43V42H1ZM25 43V42H24ZM44 43V42H43ZM62 43V42H61ZM74 43V42H73ZM79 43H80V41H79ZM87 43V42H86ZM128 43V45L130 46V44ZM142 43V42H141ZM176 43H178V42H176ZM189 43H190V41H189ZM35 44V43H34ZM41 44V43H40ZM51 44V43H50ZM54 46H53V48H55V49H58V46H59V44L58 43H55V41H54ZM64 44V43H63ZM81 44V43H80ZM92 44V43H91ZM98 45H99V43H97ZM172 44V43H171ZM174 44V43H173ZM179 44V43H178ZM203 42L201 43V45H200V47H202L203 46ZM253 44V43H252ZM255 44V43H254ZM253 44V45H254ZM16 45V44H15ZM65 45V44H64ZM76 45V44H75ZM90 45V44H89ZM88 45V46H89ZM93 45V44H92ZM94 45H95V43H94ZM124 45H125V43H124ZM190 45V44H189ZM193 45H191L190 47H192ZM204 45H206V44H204ZM210 45V44H209ZM213 45V44H212ZM215 45V44H214ZM257 45V44H256ZM60 46H62V45H60ZM59 46V47H60ZM66 46H68L67 44H66ZM78 46V45H77ZM85 46V45H84ZM95 46H97V45H95ZM143 45L142 44H137L136 42H134V40H133V43H132V45H131V47H130V50L129 51H132V52H134V53H136V52H140V53H142V51H143V49L142 48H144V46L142 47ZM158 46V45H157ZM180 46V45H179ZM207 46V45H206ZM211 46V45H210ZM1 47V46H0ZM27 47V46H26ZM52 47V46H51ZM64 48H66L65 46H63ZM70 47V46H69ZM73 47V46H72ZM101 47V46H100ZM173 47H174V45H173ZM176 47H177V45H176ZM189 47V48H190ZM194 47V46H193ZM209 47V46H208ZM217 47V46H216ZM254 47V46H253ZM259 47H261V46H259ZM50 48V47H49ZM52 48V49H53ZM68 48V47H67ZM75 48V47H74ZM97 48V47H96ZM99 48V47H98ZM102 48V47H101ZM207 48V47H206ZM213 48V47H212ZM257 48V47H256ZM8 49V48H7ZM6 49V50H7ZM31 49V48H30ZM34 49V48H33ZM51 49V48H50ZM51 49V50H52ZM83 49V48H82ZM86 49H88V48H86ZM263 49V48H262ZM9 50V49H8ZM12 50V49H11ZM18 50V49H17ZM19 50H20V48H19ZM18 50V51H19ZM32 50V49H31ZM37 50V49H36ZM89 50V49H88ZM103 50V49H102ZM109 50V49H108ZM107 50V51H108ZM175 50H177V49H175ZM195 49H193L192 48V50H191V48H190V50H189V52L190 51H192V55L191 56H193V58L194 59H197V60H194L191 56V58L190 59H193L194 61H193V64H194V62L195 61H198V58H200V60L202 59V57H203V53H201L202 52V50H203V48H202V50L200 49L199 50V52L197 51V48H196V50L194 51ZM208 50V49H207ZM261 50V49H260ZM264 50V49H263ZM1 51H2V47H1ZM17 51V52H18ZM27 51H29V50H27ZM56 51V50H55ZM60 51H61V49H60ZM73 51V50H72ZM79 51H80V48H79ZM82 51V50H81ZM84 51V50H83ZM83 51L82 52H80V54L82 55L83 54ZM197 51V52H196ZM204 51V50H203ZM214 51H215V53H214ZM253 51V50H252ZM256 50H254V52H255ZM257 51H259V50H257ZM257 51H256V53H257ZM6 52V51H5ZM20 52V51H19ZM69 52H71V51H69ZM75 52V53H74ZM74 52H72L71 54L72 55H74V58H76V57H78L77 59H79L80 57H81V55H79L78 54V52H77V54L79 55H77L76 54V51H74ZM128 52V51H127ZM32 53V52H31ZM67 53V52H66ZM74 53V54H73ZM85 53V52H84ZM88 52H86V55H88L87 54ZM107 53V52H106ZM109 53H111L110 51H109ZM153 53V52H152ZM157 53H158V51H157ZM187 53H188V51H187ZM191 53V52H190ZM189 53V54H190ZM205 53V52H204ZM221 53V54H220ZM262 53V52H261ZM260 53V54H261ZM17 54H19V53H17ZM16 54V55H17ZM30 54V53H29ZM75 54L77 55V56H75ZM238 54H241V52H240V50H239V53ZM250 54H251V52H250ZM253 54V53H252ZM259 54V53H258ZM262 54H264V53H262ZM7 55H9V54H7ZM12 55V54H11ZM31 55V54H30ZM62 55H64V54H62ZM71 55V58H73V56ZM134 55V54H133ZM207 55H208V53H207ZM254 55H256L255 53H254ZM254 55H251V56H253V58H256V57H254ZM2 56V55H1ZM0 56V57H1ZM4 56V55H3ZM6 56V55H5ZM4 56V57H5ZM34 56H36V55H34ZM59 56H61V54L59 55ZM65 56H66V54H65ZM64 56V57H65ZM83 57L85 56V54L84 55H82ZM102 56V55H101ZM159 56V55H158ZM189 56V55H188ZM204 58H206V54H204ZM212 56H214V55H212ZM240 55H238V57H239ZM261 56V55H260ZM260 56H257V59H258V57H260ZM18 57V56H17ZM43 57H44V55H43ZM61 57H63V56H61ZM60 57V58H61ZM67 58H69V56H66ZM66 57L64 58V59H66ZM110 57V56H109ZM123 57V56H122ZM124 57H125V55H124ZM127 57V56H126ZM138 57V56H137ZM183 57H185V56H183ZM208 57H209V55H208ZM245 57V56H244ZM244 57H242V58H244ZM12 58V57H11ZM35 58V57H34ZM45 58V57H44ZM73 58V59H74ZM87 58V57H86ZM95 58V57H94ZM115 58V57H114ZM114 58H112V59H114ZM209 58H212V57H209ZM221 58V59H222ZM252 58V59H253ZM261 58V57H260ZM259 58V59H260ZM13 59V58H12ZM31 59H33L32 57H31ZM76 59V60H77ZM81 59H83L84 60V58H81ZM117 59V58H116ZM115 59V60H116ZM126 59V58H125ZM185 59H187V58H184V60ZM206 59H208V58H206ZM217 59L216 60H213V61H217ZM15 60V59H14ZM20 60H21V58H20ZM19 60V61H20ZM28 60V59H27ZM30 60V59H29ZM37 60V59H36ZM87 60V59H86ZM99 60V59H98ZM107 60V59H106ZM188 61H189V59H187ZM186 60V61H187ZM211 60V59H210ZM209 60V61H210ZM229 60V61H230ZM3 61H5V58L3 59ZM35 61V60H34ZM43 61H45V60H43ZM54 61V60H53ZM75 61V60H74ZM85 61V60H84ZM91 61V60H90ZM191 61V60H190ZM201 61H203V60H201ZM200 61V62H201ZM205 61V60H204ZM203 61V62H204ZM212 61V60H211ZM219 61V60H218ZM216 62V63H220V61L219 62ZM228 61V63H233V61H230L229 62ZM261 61H263V56H262V58H261ZM7 62H8V60H7ZM40 62V61H39ZM63 62V61H62ZM65 62V61H64ZM92 62V61H91ZM96 62V61H95ZM108 62V61H107ZM128 62V61H127ZM126 62V63H127ZM264 62V61H263ZM263 62H261V63H263ZM1 63V62H0ZM3 63V62H2ZM1 63V64H2ZM5 64H6V62H4ZM10 63V62H9ZM27 63V62H26ZM34 63V62H33ZM38 63V62H37ZM43 63V62H42ZM71 63V62H70ZM97 63H99V62H97ZM110 63V62H109ZM112 63V62H111ZM125 63V62H124ZM132 63V62H131ZM184 63H186L185 61H184ZM183 63V64H184ZM190 62H188V64H189ZM196 63V62H195ZM223 63V62H222ZM226 63V62H225ZM225 63L223 64V66L225 65ZM232 63H231V65H232ZM257 63H259L260 64V62L258 61ZM256 63V65H259V64H257ZM14 64V63H13ZM36 64V63H35ZM68 64V63H67ZM79 64H80V62H79ZM92 64V63H91ZM100 64V63H99ZM201 64V63H200ZM203 64V63H202ZM221 64V63H220ZM227 64V63H226ZM237 64V63H236ZM240 64H242V60H241V63ZM264 64V63H263ZM6 65H9V64H6ZM5 65V68L7 67ZM47 65V64H46ZM103 65H105V63L104 64H102V66ZM106 65H108V63L106 64ZM140 65V64H139ZM185 65V64H184ZM197 65V64H196ZM211 65V64H210ZM222 65V64H221ZM221 65H220V67H221ZM24 66V65H23ZM36 66V65H35ZM42 66V65H41ZM40 66V67H41ZM89 66V68L90 69H92L93 67L92 66H90V65H88ZM93 66H95V68H93L92 70H94L95 71V69L97 68V67H99V69H100V67H101V64H100V66L99 65H94V63H93ZM110 66V65H109ZM111 66H112V64H111ZM126 66V65H125ZM137 66V65H136ZM199 66V65H198ZM213 66V65H212ZM235 66V65H234ZM233 66V67H234ZM240 66V65H239ZM238 66V67H239ZM262 66V65H261ZM0 67H1V65H0ZM9 67V66H8ZM25 67V66H24ZM47 67V66H46ZM62 67V66H61ZM67 67V66H66ZM104 68H106V66H103ZM127 67V66H126ZM132 67V66H131ZM187 67V66H186ZM195 67V66H194ZM215 67V66H214ZM226 67V66H225ZM224 67V69L222 70L221 68V70L220 71H216V69H215V71L214 72H211V71H209V72H211L210 74H208L207 76L206 75H202V73L200 72V70L198 71V72H200V74H201V76L199 77V76H197L196 77V79L199 77V78H201V80H203V81H205L204 79V77L206 76L207 77V79L210 81V82H215V81H221V84L219 85V89L222 91L221 93H220V90L219 89H216L217 87H215V89L216 90H219L218 91V95H219V93H220V95H219V98L217 99V101H215V99H213L212 97H209V98H205V99H202V100H200L201 102H203V103H201L202 105H204V103H206L207 104V106L209 105V104H211L212 102H226V100H228L229 102H230V105L231 104H237L238 105V107L237 108H234L235 110L237 109V111L236 112H234V113H227V114H225V115H223L222 117L220 116V122L219 123H217V124H215V123H212V122H214L215 121V119H217V117L219 116V114L221 113V109H220V107H218V109H215V110H213L212 111V109L210 110V111H212L211 113H209V114H206V115H203L202 114V112H195V110L196 111H198L197 109L198 108H196V109H194V110H188L186 113H187V115L186 114H184V115H186V116H188V115H190V118H189V120L187 119L186 121L184 120V122L183 123H181V124H178V125H176L175 127H173V129H174V134H177V133H184V135H185V133L187 132L186 130L189 128V127H197V128H199V129H207L206 131H209V132H215L216 131V129H223V131H224V133L225 134H231V136H235L234 138H233V144L234 145H237V144H243V143H245V145H243V146H249L246 142H244V140H246V139H248V138H251L252 139V141H257V142H259V143H257V146H261L260 148H261V150H263V151H259V149H255V148H253L254 146H256L255 144L253 145V146H249L250 148H243V149H237L236 147H234L233 145H229V147L227 148V149H225V150H223L222 152H223V157L224 158H218V157H216L214 154H215V152H216V150H213V149H215L214 147H213V149H209V150H207L206 149V151H204V155H203V158H202V162L205 164L204 166H205V171L204 172H202L201 174H200V180L202 179V180H204V179H206V177H208V176H210V175H213L212 177H214L213 179H215V185H216V187H217V194H214V196H212V195H210V192L208 193V194H206V195H201V196H198L197 198H196V200L195 201H193V204L192 205H190V203H189V206L188 207H185L186 205H182V204H180V205H182V206H179V204H178V206H177V208H179L180 209V212H178V213H182V215H186V214H192V213H194L199 207L198 206H202L203 205V203L204 202H211V203H214V201L215 200H218V199H220L221 200V203L220 202H218L217 204H215L216 206L218 205L220 208V210H221V207H223V209H228V211L227 212H233V214L234 213H236V214H239L238 215V217H237V220L235 219V222H232V220H234V219H232V220H230V218L227 216V214H230V213H227V214H225V217H224V215H223V217H222V215L219 217V215L217 216V221H214L213 222V220H212V222L210 223L208 220V222L209 223H196V222H192L190 219L189 220H185V221H183V220H178V219H172L173 217L171 216V219L173 220V221H175L174 223H175V225L177 224V226H179V225H182L184 228L185 227H188L189 228V230L190 229H195L194 230V232H186L188 229H185V232L184 233H186V234H184V235H186L185 236V238H183V241H182V243L184 244L185 243V245L186 246H188V243L189 242H193L192 243V245L194 244V245H196V242H194L195 240L196 241H204L203 240V238H205V232L207 233V229L204 231V229L208 226V225H210L209 227H211V228H213V229H218V231L217 232H219L220 230H227V232H228V236H227V238L229 237L230 238V241L229 240H227V239H225V236H226V234H227V232L225 233V236H224V241H222V240H220L221 239V237H220V239H212L211 238V240L212 241H209V243H208V245L210 244V243H212L213 242V244H210L209 246H211V249L212 248H214V247H212V246H215L216 247V249L214 250V249H212V250H214V251H211V249L209 248V249H207L206 251H204V252H197L198 254L196 255V258H195V260H194V258H192L193 259V261L192 262H190V261H187V259H186V261H182L181 259H179L178 261L177 260H175V263L174 264H176V261L178 262V263H180L179 261L181 260V264H197V263H203V264H214L216 261H218L217 263L218 264H223L222 262H223V260L225 259V258H227L228 259V261L230 262V260H229V258L228 257H230V256H232V258L233 257H236V255H239V254H235V256H233L232 254V252L233 251H231L232 249H234V247H237L238 246V248H240L239 246L240 245H242V244H244L245 243V246H247L246 245V242H249L250 243V239H252L253 237H256V235H263L264 234V210L261 208H258V209H256V208H254L256 205H260V207L262 206L263 208H264V157L263 156H261V153L260 152H264V117L263 116H261V118L262 119H259L260 117L258 116V115H260V114H256L259 118L258 119H256L257 118V116L255 117V119H251V120H248V119H250V118H247V119H245V117L244 116H247V115H245L247 112L246 111H244V112H246L245 114H244V116H243V110H245V109H247L248 110V115H249V113H250V115L252 114V113H255V112H257L258 111V102H260V101H258L257 103L255 102V101H252V99H249V95H248V89L251 91L253 88H255V85L257 84L255 81L253 82V83H250V84H248V89H247V87H246V90L248 91H239V90H241V89H243V85H245L246 83H248V81H247V78L245 79V77L244 76H242V74L240 73V72H237L236 70V72L235 73H238L239 75H237L236 74V77H234L233 75H234V73H231V76H229L228 74H230V73H228V69L226 70V68ZM256 67V66H255ZM23 68V67H22ZM30 68V67H29ZM34 67H33V65H32V69H33ZM72 68V67H71ZM88 68V67H87ZM88 68V69H89ZM111 68V67H110ZM172 68H175V67H172ZM177 68H178V66H177ZM183 68V67H182ZM231 69H232V67H230ZM258 68H259V66H258ZM261 68V67H260ZM259 68V69H260ZM1 69V68H0ZM7 69V68H6ZM15 69V68H14ZM19 69H20V67H19ZM28 69V68H27ZM40 69V68H39ZM44 69H45V67H44ZM47 69L48 68H46V71H47ZM66 69V68H65ZM89 69V70H90ZM99 69H96V71H95V74H96V72H97V70H99ZM107 69V68H106ZM121 69V68H120ZM127 69V68H126ZM135 69V68H134ZM169 69V68H168ZM180 68H178L177 70H179ZM185 69V68H184ZM187 69V68H186ZM196 69V68H195ZM199 69H201V68H199ZM230 69V70H231ZM238 69V68H237ZM256 69V68H255ZM254 69V70H255ZM262 69V68H261ZM7 70H9V69H7ZM16 70V69H15ZM30 70V69H29ZM60 70V66H58V64H56V65H53V75H54V73H56L57 71H59ZM81 70V69H80ZM82 70H84V68L82 69ZM89 70H87L86 69V72L87 71H89ZM101 70H105V69H102L101 68ZM101 70H99L98 71V73L96 74V77H97V75H103L104 73H102V71ZM118 70V69H117ZM138 70V69H137ZM172 70V72L174 73V69H171ZM190 70V69H189ZM198 69H196L195 71H197ZM201 70H203L206 74L207 73H209V72H206L207 71V69L206 70H204V68H203V65H202V69ZM262 70H264V69H262ZM3 71V70H2ZM2 71H0V72H2ZM35 71H37V70H35ZM71 71H72V69H71ZM118 71H120V70H118ZM126 71V70H125ZM170 71V70H169ZM175 71H176V69H175ZM179 71H181V69L179 70ZM194 71V72H195ZM202 71V72H203ZM213 71V70H212ZM241 71H242V69H241ZM258 71V70H257ZM6 72V71H5ZM13 72V71H12ZM32 72H33V70H32ZM60 72V71H59ZM62 72V71H61ZM90 72V71H89ZM92 72V71H91ZM106 72L107 71H105V75H106ZM122 72V71H121ZM140 72V71H139ZM142 72V71H141ZM171 72V71H170ZM228 74H227V73ZM3 73V72H2ZM21 73V72H20ZM30 71H28L27 70V73H25L26 75H30ZM52 73V72H51ZM80 73V72H79ZM83 73V72H82ZM82 73L81 74H78L77 75V78H79V76L81 75L82 76ZM94 73V72H93ZM123 73V72H122ZM128 73V72H127ZM135 73V72H134ZM178 73V72H177ZM181 73V72H180ZM197 73V72H196ZM254 73V72H253ZM4 74H6V73H3V77H1L0 78V81L3 83H6V82H11V80H13V78L12 77H14V79L16 80V83H15V81H12V82H14V83H12L11 82V84L8 86L9 87V90L11 91V92H14V90H20V89H24L25 91H26V89L20 84V82L19 81H21L20 80V77H17V78H19V81H17V79L15 78V76H12L11 77V74L9 73V75H7V76H5ZM45 74H47V73H45ZM95 74H94V77H95ZM130 74V73H129ZM129 74H128V76H129ZM131 76H132V78H130V79H134L133 77L135 76H138L139 77V75H136V74H133L132 73V71H131ZM172 74V73H171ZM176 74V73H175ZM226 74V75H225ZM241 74V75H240ZM250 74V73H249ZM21 77H24L25 78V76H22L21 74H19ZM31 75H33V74H31ZM41 75V74H40ZM49 75V74H48ZM51 75V74H50ZM49 75V76H50ZM52 75V76H53ZM76 75V74H75ZM108 75V74H107ZM118 75H119V73H118ZM146 75V74H145ZM145 75H143V76H140V79L141 80H144L146 83H149V81L151 80V79H149L148 80V77H145ZM148 75H149V73H148ZM152 75V74H151ZM178 75V74H177ZM255 76H257L256 78H257V80H261L262 78L264 79V71H261L260 70V72H257V73H255L254 74ZM253 75V76H254ZM17 76V75H16ZM85 76H88V75H86L85 74ZM90 76V75H89ZM92 76V75H91ZM111 76H112V74H111ZM147 76V75H146ZM202 76H203V78L204 79H202ZM249 76H252V74L251 75H249ZM30 77V76H29ZM36 76H34V78H35ZM43 77H44V75H43ZM58 77V76H57ZM62 77V76H61ZM95 77V78H96ZM106 77V76H105ZM113 77H114V75H113ZM116 77V76H115ZM122 77V76H121ZM154 77H156V76H154ZM180 77H182V76H180ZM184 77H186V76H184ZM24 78H22V79H24ZM40 78V77H39ZM42 78V77H41ZM52 78V77H51ZM65 78V77H64ZM74 78V77H73ZM99 78V77H98ZM123 78V77H122ZM129 78H126V80H128ZM137 78V77H136ZM135 78V79H136ZM158 78V77H157ZM252 78V77H251ZM90 79L92 80V78L90 77ZM116 79V78H115ZM129 79V80H130ZM179 79V78H178ZM187 79V78H186ZM185 79V80H186ZM253 79V78H252ZM38 80H41V79H38ZM45 80V79H44ZM59 80V79H58ZM90 80V81H91ZM100 80V79H99ZM105 80V79H104ZM104 80H102V83H103V81ZM117 80V79H116ZM123 80V79H122ZM125 80V81H126ZM154 80V79H153ZM207 80V81H208ZM23 81V80H22ZM32 81V83L33 82H35V81H33V80H31ZM55 81V80H54ZM63 82H64V80H62ZM62 81H59V83L60 82H62ZM74 81V80H73ZM86 81V80H85ZM94 81V80H93ZM98 81V80H97ZM118 81V80H117ZM117 81H114L115 83L117 82ZM159 81V80H158ZM200 81V80H199ZM206 81V84L205 85H203V87H200L199 89L198 88H196V91H199L200 93L201 92H203V91H205V89H206V91L209 93V92H211V90H215L214 88L212 89H210L209 90V88H210V86L212 87V85L213 84H211L210 86H209V84H210V82H207ZM23 82H25V81H23ZM62 82V83H63ZM76 82V81H75ZM101 82V81H100ZM130 82V81H129ZM134 82V81H133ZM145 82H144V84H145ZM152 82L153 81H151V83L150 84H152ZM154 82H156V79H155V81ZM194 82V81H193ZM249 82H251V81H249ZM52 82H50V84H51ZM77 83H78V81H77ZM88 83V82H87ZM96 82H93V84H95ZM102 83H100V85L102 84ZM124 83V82H123ZM128 83V82H127ZM131 83H132V81H131ZM234 84L233 86H235V88L233 87V86H231V87H233V88H231V87H227V85H230V84ZM256 83V84H255ZM9 84V83H8ZM23 84V83H22ZM61 84V83H60ZM66 85L68 84V86H69V81H68V83H65ZM84 82H83V86H84ZM91 85L92 87L93 86H95V87H97L96 89H98V87H100V85H98L99 83L97 82L95 85ZM119 84V83H118ZM141 84H143V83H141ZM190 84V83H189ZM192 84V83H191ZM203 84V83H202ZM1 85V84H0ZM21 85V86H20ZM59 85V84H58ZM86 85V84H85ZM98 85V86H97ZM107 86V84H105L104 83V86ZM120 85V84H119ZM127 85V84H126ZM125 85V86H126ZM178 85V84H177ZM193 85V84H192ZM216 85H217V83H216ZM259 85H260V83H259ZM2 86V85H1ZM34 86V85H33ZM56 86V85H55ZM83 86H81L80 87V84H79V86H76L75 88H74V90H77L78 88H82ZM153 86V85H152ZM185 86V85H184ZM184 86L182 85V87H183V89H182V94H185V88H184ZM189 86V85H188ZM188 86H186V89H187V87ZM198 86V85H197ZM87 87V86H86ZM85 87V88H86ZM89 88H91L90 86H88ZM87 87V89H89ZM123 87V86H122ZM128 87V86H127ZM137 87V86H136ZM142 87V86H141ZM176 87V86H175ZM192 89H193V91L195 90L192 86H190ZM190 87H189V89H190ZM195 87V86H194ZM209 87V88H208ZM238 87H241L240 89L238 88ZM44 88V87H43ZM84 88V87H83ZM85 88L83 89V93H84V90H85ZM94 88V87H93ZM92 88V89H93ZM103 88V87H102ZM110 88V87H109ZM138 88V87H137ZM139 88H140V86H139ZM237 88L239 89V90H237ZM245 88V87H244ZM258 88V87H257ZM256 88V89H257ZM262 88H264V86L262 87ZM1 89V88H0ZM7 89V88H6ZM36 89V88H35ZM38 89V88H37ZM49 87H48V91H47V88L46 89H44V91L43 90H41V91H37V92H35V91H33V94L35 93V94H37V95H41L42 93L44 94H46L47 93V95L49 94L50 95V91H49ZM52 89H54V87L53 88H51V91H53ZM56 89H57V87H56ZM71 89H72V86H71ZM86 89V90H87ZM91 89V91H93ZM95 89V90H96ZM104 89V88H103ZM179 89V88H178ZM177 89V90H178ZM181 89V88H180ZM188 89V90H189ZM198 89V90H197ZM3 90V89H2ZM5 90V89H4ZM8 90V91H9ZM34 90V89H33ZM58 90V89H57ZM68 90V89H67ZM73 90V91H74ZM140 90V89H139ZM138 90V91H139ZM183 90H185L184 92H183ZM245 90V89H244ZM261 90V87H260V89H259V91ZM1 91V90H0ZM7 91V90H6ZM30 91V90H29ZM99 91V90H98ZM103 91V90H102ZM104 91H105V89H104ZM179 91V90H178ZM193 91L191 92L190 91V93H192V94H190V95H192L193 97L192 98H195V97H198L197 95H195V93H197L196 91H194L195 93H193ZM255 90L253 89V92H254ZM258 91V92H259ZM264 91V90H263ZM2 92V91H1ZM10 92V94L9 95H11L12 93ZM22 92H23V90H22ZM75 92V91H74ZM82 92V91H81ZM89 92V91H88ZM107 92V91H106ZM118 92V91H117ZM129 92V91H128ZM180 92V91H179ZM187 92V91H186ZM213 92V91H212ZM212 92L210 93V95H215V98H216V93H214L213 92V94H212ZM243 92H245V93H243ZM252 92V93H253ZM257 92V93H258ZM3 93V92H2ZM7 93V92H6ZM9 93V92H8ZM91 93V92H90ZM108 93V92H107ZM107 93H101V94H107ZM135 93V92H134ZM143 93V92H142ZM144 93L146 94V92L144 91ZM155 93V92H154ZM205 93V92H204ZM261 93H263V92H260V94ZM16 94V93H15ZM30 94V93H29ZM32 94V95H33ZM34 94V95H35ZM88 94V93H87ZM128 94V93H127ZM139 94H141V93H139ZM153 94V93H152ZM151 94V95H152ZM264 94V93H263ZM12 95H14V94H12ZM17 95V94H16ZM16 95H14V97H15V102H14V97L13 96H11V98H10V96H9V100H7L6 99V97H8V95L6 96V94L5 93H3V94H0V98L2 97L3 99L5 98L6 99V103L4 104L5 106H3V107H8V105H11L12 103H17V101L19 100H17L16 99ZM36 95V96H37ZM53 95H55V94H53ZM112 95V94H111ZM122 95V94H121ZM147 95V94H146ZM145 95V96H146ZM157 95V94H156ZM160 95V94H159ZM186 95H188V94H186ZM189 95V96H190ZM202 95V94H201ZM119 96H120V94H119ZM132 96V95H131ZM143 96V95H142ZM155 96V95H154ZM204 96V95H203ZM208 95L206 94V97H207ZM258 96V95H257ZM19 97V96H18ZM33 97V96H32ZM48 97V96H47ZM52 97V96H51ZM68 97V96H67ZM104 97V96H103ZM123 97V96H122ZM128 97V96H127ZM133 97V96H132ZM135 97V96H134ZM254 97V96H253ZM256 97V96H255ZM29 98V97H28ZM53 98V97H52ZM106 98V97H105ZM124 98V97H123ZM142 97L140 96V98H137V99H141ZM189 97H187V99H188ZM257 99L256 100H258V98L259 97H256ZM94 99H96V98H94ZM128 99H130V98H128ZM132 99V98H131ZM135 99H136V97H135ZM143 99H145L146 101L145 102H147V100H149V99H147V98H143ZM142 99V100H143ZM191 99V98H190ZM190 99H189V101L188 102H190ZM254 100H255V98H253ZM17 100V101H16ZM27 100V99H26ZM26 100H25V102H26ZM49 100V99H48ZM67 99H65L64 101H66ZM193 100V99H192ZM191 100V101H192ZM195 100V99H194ZM193 100V101H194ZM219 100V101H218ZM259 100H261L260 98H259ZM21 101V100H20ZM28 101H29V99H28ZM44 101V100H43ZM42 101V102H43ZM46 101V100H45ZM44 101V102H45ZM68 101V100H67ZM86 101V100H85ZM100 101H102L101 99H100ZM132 101V100H131ZM139 101H141V100H138V102ZM187 101V100H186ZM199 101V102H200ZM227 101V102H228ZM24 102V103H25ZM31 102V101H30ZM34 102V101H33ZM39 103H40V101H38ZM68 102H70V101H68ZM88 102V101H87ZM96 102H99V100L98 101H96ZM106 102V101H105ZM123 102H124V100H123ZM149 102V101H148ZM228 102V103H229ZM263 103H264V101H262ZM262 102H261V105H262ZM26 103H28L29 104V102H26ZM25 103V104H26ZM66 103V102H65ZM103 101H102V106H104L103 105ZM143 103H144V100H143ZM20 104V103H19ZM24 104V105H25ZM33 104V103H32ZM41 104V103H40ZM39 104V105H40ZM67 104V106H68V104H70V103H66ZM73 104H75V102L73 103ZM82 105H83V103H81ZM89 106H91L92 105V107L93 106H95V107H98V110L99 111H103L102 113L103 114H101L102 116L104 115V113L106 112V110H108V109H106L105 107H102L101 105H99L100 104V102H99V104L98 103H93L92 102V104H91V102L89 101ZM91 104V105H90ZM129 104V103H128ZM133 104V103H132ZM137 104V103H136ZM205 104V105H206ZM213 104V103H212ZM223 104H225V103H223ZM23 105V104H22ZM27 105V104H26ZM25 105V106H26ZM30 105V104H29ZM28 105V106H29ZM45 105V104H44ZM79 105V104H78ZM77 104H75V106H73V108L74 109H77V111L78 112H81L83 109H82V107L83 106H78ZM85 105V104H84ZM108 105V104H107ZM117 105V104H116ZM131 105V104H130ZM139 105V104H138ZM149 105H150V102H149ZM200 105V104H199ZM214 105V104H213ZM221 105V104H220ZM13 106V105H12ZM24 106V107H25ZM32 106V105H31ZM110 106V105H109ZM122 106H125V105H122ZM137 106V105H136ZM140 106V105H139ZM142 106V105H141ZM198 106V105H197ZM233 106V105H232ZM2 107V106H1ZM35 107H37V106H35ZM40 107H42V106H40ZM68 107H70V106H68ZM129 107V106H128ZM132 107H134V106H132ZM131 107V108H132ZM145 107H147V106H145ZM149 107V106H148ZM175 107V106H174ZM195 107V106H194ZM193 107V108H194ZM262 107V106H261ZM16 108V107H15ZM17 108H18V106H17ZM71 108V107H70ZM72 108V109H73ZM84 108V107H83ZM131 108H130V110H131ZM136 108H139V107H136ZM144 108V107H143ZM187 108V107H186ZM185 108V109H186ZM202 108V107H201ZM204 108H206V107H204ZM232 108V107H231ZM263 108H264V106H263ZM133 109V108H132ZM144 109H146V108H144ZM149 109H150V107H149ZM179 109V108H178ZM184 109V110H185ZM206 109H208V107L206 108ZM229 109V108H228ZM260 109V108H259ZM4 110H5V108H4ZM15 110V109H14ZM13 110V111H14ZM122 110V109H121ZM129 110V111H130ZM136 110V109H135ZM140 110V109H139ZM141 110H142V107H141ZM230 110V109H229ZM261 110V109H260ZM259 110V111H260ZM2 111H3V108L2 109H0V114L2 113ZM17 111V110H16ZM28 111V110H27ZM31 111V110H30ZM69 111V110H68ZM112 111V110H111ZM125 111V110H124ZM129 111H128V113H129ZM133 111V110H132ZM143 111V110H142ZM180 111V110H179ZM209 111V112H210ZM261 111H263L264 112V110H261ZM3 112H5V111H3ZM10 112V111H9ZM12 112V111H11ZM22 112V111H21ZM20 112V113H21ZM140 112V111H139ZM147 111H144V113H146ZM229 112V111H228ZM6 113V112H5ZM8 113V112H7ZM52 113V112H51ZM69 113V112H68ZM109 113V112H108ZM133 112H131V115H134V114H132ZM137 113H138V109H137ZM142 113V112H141ZM166 113H168V112H166ZM165 113V114H166ZM171 113H174V112H171ZM175 113H177V111L175 110ZM179 113V112H178ZM204 113H205V111H204ZM261 113V112H260ZM28 114V113H27ZM47 114V113H46ZM71 114V113H70ZM77 114V113H76ZM107 114V113H106ZM119 114V113H118ZM117 114V115H118ZM140 114V113H139ZM163 114V113H162ZM221 114H223V113H221ZM220 114V115H221ZM263 114V113H262ZM261 114V115H262ZM8 115V114H7ZM67 115V114H66ZM71 115H73V114H71ZM85 115V114H84ZM84 115H82V113H80V114H77V116L75 115V117L74 116H67L66 118L64 117V120H63V122L65 123L66 121L67 122H69L68 120H70V127H72V129L70 128L69 130H68V132L71 130H73V129H75V127H77V126H79L77 123L78 122H81V121H87V122H89V123H91V122H93V123H91V124H96V123H100V125H101V122L103 121V120H99V116H97V118L94 116V118H92L93 116H84ZM92 115V114H91ZM109 115V114H108ZM143 115V114H142ZM160 115V114H159ZM173 115V114H172ZM175 115H177V114H175ZM1 116V115H0ZM65 116V115H64ZM107 116V115H106ZM120 116V115H119ZM128 116V115H127ZM130 116V115H129ZM135 116V118H136V116H137V114H135L134 115ZM139 116V115H138ZM155 116V115H154ZM158 116V115H157ZM166 116V115H165ZM9 117V116H8ZM46 117V116H45ZM74 117V118H73ZM140 117V116H139ZM159 117H161V116H159ZM167 117H169V116H167ZM248 117H250V116H248ZM2 118V117H1ZM24 118V117H23ZM102 118V117H101ZM103 118H105V117H103ZM108 118V117H107ZM112 118V117H111ZM132 118V117H131ZM134 118V117H133ZM132 118V119H133ZM141 118V117H140ZM144 118V117H143ZM142 118V119H143ZM155 118V117H154ZM156 118H158V117H156ZM166 118V117H165ZM3 119V118H2ZM50 119H51V117H50ZM56 119H57V117H56ZM114 119V118H113ZM121 119V118H120ZM125 119H126V117H125ZM137 119V118H136ZM141 119V120H142ZM163 119H164V115H163ZM219 119V118H218ZM23 120V119H22ZM21 120V125L19 124L17 127H18V129H20V134L22 135V136H24V135H27V132H29V134H30V132L31 131H33V130H31V131H27L28 129V126H27V130L26 129H23V124L22 123H24V121H26V118H25V120H23L22 121ZM51 120H53V119H51ZM128 120V119H127ZM140 120V121H141ZM156 120H158V119H156ZM15 121V120H14ZM57 121V120H56ZM101 121V122H100ZM110 121V120H109ZM128 121H130V119L128 120ZM132 121V120H131ZM130 121V122H131ZM49 122V121H48ZM104 122V121H103ZM134 122V121H133ZM150 122V121H149ZM1 124H2V122H0ZM10 123V122H9ZM8 123V124H9ZM14 123V122H13ZM41 123V122H40ZM44 123V122H43ZM46 123V122H45ZM52 123V122H51ZM50 123V124H51ZM56 123V122H55ZM112 123V122H111ZM114 123V122H113ZM132 123V122H131ZM153 123V122H152ZM152 123H150L149 125H151ZM178 123V122H177ZM0 124V125H1ZM57 124V123H56ZM62 124V123H61ZM85 124V123H84ZM98 124H96V125H98ZM103 124V123H102ZM115 124V123H114ZM114 124H110V127L111 126H113ZM134 124V123H133ZM140 123H138V125H139ZM147 124V123H146ZM176 124V123H175ZM10 125V124H9ZM15 125V129H16V123L14 124ZM44 125V124H43ZM47 125V124H46ZM45 125V126H46ZM212 126L211 128H207V127H209V126ZM7 126V125H6ZM25 126V125H24ZM51 126H52V124H51ZM81 126V125H80ZM79 126V127H80ZM92 126V125H91ZM90 126V128L88 129V127L89 126H85L84 128H76L75 130H77L73 135H74V139H73V137H72V140H69V138H68V140L67 141H69V143L67 144L68 146H69V148H71L72 150H70V152L73 154V155H75V156H82V154H83V157H87V158H89V159H91V157H94V158H97V161L96 162H98V164H99V162H101V161H105L106 159H109V157H111L113 154V151L112 150H110L109 148H107L106 147V145H105V149L103 150V154L99 157L98 156V153H97V151H99L98 150V147H104V146H100L101 144L100 143H98L99 142V140L97 141V139L96 140H91L90 141V143L86 146V148H84V147H82V144L80 145L79 143H78V141H77V139L80 137V136H83V135H89V133H96V134H98L97 132L98 131H100V133H99V136H105L104 138H105V141H107L108 140V145H110L111 147H112V145L114 144L113 142H114V139L116 140H118V141H120V138H122L121 140H122V142H124L123 141V138H125V135L127 136L128 135V137H129V134H126V133H128V132H126L125 130H123V128H122V130H119V131H117L116 132V134L115 135H113L112 133H114V131H112L111 133H109V135H106V133H104V131L102 132V130H105V125H104V128L103 129H96V127L97 126H92V127H94V128H92ZM133 126V125H132ZM136 126V125H135ZM170 126V125H169ZM8 127V126H7ZM50 127V126H49ZM48 127V128H49ZM56 127V126H55ZM98 127H99V125H98ZM101 127V126H100ZM109 127V128H110ZM115 128H116V126H114ZM114 127H111L109 130H112V128H114ZM144 127H145V125H144ZM151 127V126H150ZM150 127H148V125H147V128H150ZM152 127H153V125H152ZM155 127H156V125H155ZM10 128H11V125H10ZM47 128V129H48ZM52 128V127H51ZM65 128V127H64ZM134 128V127H133ZM137 128V127H136ZM140 128H142V127H140ZM154 128V127H153ZM153 128L151 129V130H153ZM159 128V127H158ZM157 128V130H159ZM167 128V127H166ZM216 128V129H215ZM50 129V128H49ZM55 129V128H54ZM63 129V128H62ZM66 129H68V128H66ZM107 129V128H106ZM108 129H107V131H108ZM117 129H118V127H117ZM119 129H120V127H119ZM165 129V128H164ZM0 130H2V128L0 129ZM52 130V129H51ZM60 130V129H59ZM114 130V129H113ZM136 130V129H135ZM191 130V129H190ZM48 131V130H47ZM116 131V130H115ZM165 131H169L168 129L167 130H165ZM170 131H172V130H170ZM222 131V132H223ZM43 132V131H42ZM50 132V131H49ZM73 132V131H72ZM71 132V133H72ZM148 132H150V131H148ZM153 132V131H152ZM176 132V133H175ZM192 132V131H191ZM199 132V131H198ZM204 132V131H203ZM0 133H2V131L0 132ZM53 133V132H52ZM57 133V132H56ZM61 133V132H60ZM65 133H67V132H65ZM130 133V132H129ZM173 133V132H172ZM171 133V134H172ZM189 133V132H188ZM206 133V132H205ZM216 133H217V131H216ZM6 133H4V135H5ZM19 134V135H20ZM28 134V135H29ZM31 134H32V132H31ZM59 134V133H58ZM134 134V136H136L137 137V135H141L142 134V136H143V134L144 133H142V132H140V131H133L132 132V135ZM165 134V133H164ZM207 134H208V132H207ZM206 134V135H207ZM211 134V133H210ZM214 134V133H213ZM223 134V133H222ZM3 135V134H2ZM17 135V134H16ZM46 135V134H45ZM61 135V134H60ZM68 135H69V133H68ZM72 135V134H71ZM70 135V136H71ZM94 135V134H93ZM92 135V136H93ZM170 135V134H169ZM178 135V134H177ZM203 135V134H202ZM212 135V134H211ZM21 136V138H24V137H22ZM44 136V135H43ZM48 136V135H47ZM50 136V135H49ZM56 137H57V135H55ZM131 136V135H130ZM189 136V135H188ZM187 136V137H188ZM191 136V135H190ZM215 136H216V134H215ZM209 137L210 139H212V140H215V141H217V142H215L216 143V145L218 144V142L220 143V142H223V141H219V138H217V137ZM5 137V136H4ZM61 137V136H60ZM63 137V136H62ZM95 137H97L96 135H95ZM176 137V136H175ZM186 137V138H187ZM193 137V136H192ZM7 138V137H6ZM19 138V137H18ZM17 138V139H18ZM21 138H19V140H17L18 142L16 143V145L17 146H19L20 144L22 145V140H20ZM50 138H52V136H50ZM53 138H55V137H53ZM52 138V139H53ZM84 138V137H83ZM93 138V137H92ZM103 138V137H102ZM131 138V137H130ZM132 138H133V136H132ZM189 138V137H188ZM198 138H199V135H198ZM202 138V137H201ZM209 138L208 137H206L205 136V138H203L204 140H206V141H208L209 140ZM0 139H2V137H1V134H0ZM43 140L44 139V137H40V138H37V140H39V142H40V140ZM46 139V138H45ZM64 139V138H63ZM62 139V140H63ZM66 139V138H65ZM71 139V138H70ZM86 139H87V137H86ZM89 139V138H88ZM127 139V138H126ZM3 140V139H2ZM23 140H26V138L25 139H23ZM54 141L56 140H58L59 141V139H58V137H57V139L55 138V139H53ZM62 140H61V143H62ZM104 140V139H103ZM116 140V141H117ZM129 140H131V139H128V141ZM134 140H135V137H134ZM148 140V139H147ZM156 140V139H155ZM171 141H172V143H174L175 145L176 144H179L180 143V137H177V138H172V139H170ZM185 140V139H184ZM14 141V140H13ZM16 141V140H15ZM45 141V140H44ZM55 141V142H56ZM89 141V140H88ZM104 141V142H105ZM117 141V142H118ZM127 141V140H126ZM140 141H141V139H140ZM146 141V140H145ZM149 141V140H148ZM152 141H153V139H152ZM152 141H151V143H152ZM170 141V142H171ZM187 141V140H186ZM188 141H189V139H188ZM211 141V140H210ZM248 141V140H247ZM6 142V141H5ZM9 142V141H8ZM24 142V141H23ZM64 142V141H63ZM87 142V141H86ZM117 142H116V146H117ZM121 142V141H120ZM120 142H118V143H120ZM135 142H136V140H135ZM137 142H139V141H137ZM169 142V143H170ZM250 142H251V140H250ZM249 142V143H250ZM3 143V142H2ZM10 143V142H9ZM28 143V142H27ZM50 143V142H49ZM61 143H59V144H61ZM145 143V142H144ZM147 143V142H146ZM1 144V143H0ZM13 144V143H12ZM24 144V143H23ZM53 144V143H52ZM65 144V143H64ZM120 144H122V143H120ZM120 144H119V147H122V146H120ZM183 144V143H182ZM181 144V145H182ZM220 144H222V143H220ZM247 144V145H246ZM251 144H252V142H251ZM14 145H15V143H14ZM25 145V144H24ZM56 145H57V143H56ZM84 145V144H83ZM103 145V144H102ZM115 145V144H114ZM133 145V144H132ZM135 145V144H134ZM137 145V144H136ZM156 145V144H155ZM154 145V146H155ZM168 145H170V144H168ZM188 145V144H187ZM187 145H185V146H187ZM226 145V144H225ZM10 146V145H9ZM16 146V147H17ZM54 146V145H53ZM144 146L146 147V145L144 144ZM153 146V145H152ZM176 146H178V145H176ZM175 146V147H176ZM185 146H184V148H185ZM237 146H240V145H237ZM12 147V146H11ZM14 147V146H13ZM21 147V146H20ZM51 147V146H50ZM57 147H58V145H57ZM67 147V146H66ZM123 147H125V146H123ZM123 147H122V149H119L118 147H116L115 148V146H114V148L113 149H116V150H118L117 151V156L119 155V153H123L122 151H123ZM137 147H139V146H137ZM144 147V148H145ZM148 147V146H147ZM221 147H223V146H221ZM9 148V147H8ZM61 148H63L62 146H61ZM68 148V147H67ZM130 148V147H129ZM128 148V149H129ZM155 148V147H154ZM256 148H259V147H256ZM18 149V148H17ZM21 149V148H20ZM47 149H49L48 147H47ZM54 149V148H53ZM52 149V150H53ZM56 149V148H55ZM54 149V150H55ZM101 149V148H100ZM161 149V148H160ZM164 149V148H163ZM188 149H189V147H188ZM187 149V147H186V151L188 150ZM255 149V150H254ZM3 150V149H2ZM125 150V149H124ZM144 150V149H143ZM148 150V149H147ZM170 150V149H169ZM178 150H179V148H178ZM4 151V150H3ZM15 151V150H14ZM101 151H102V149H101ZM112 151V152H111ZM139 151V150H138ZM162 151V150H161ZM184 151V150H183ZM185 151V152H186ZM215 151V152H214ZM218 151V150H217ZM2 152V151H1ZM68 152V151H67ZM116 151H114V153H115ZM125 152H127V151H125ZM128 152H129V150H128ZM127 152V153H128ZM172 152H174V151H172ZM171 152V153H172ZM101 153V152H100ZM143 153V152H142ZM154 153V152H153ZM159 153H160V150H159ZM170 153V152H169ZM179 153V152H178ZM187 153V152H186ZM190 153V152H189ZM13 154V153H12ZM23 154V153H22ZM40 154V153H39ZM168 154V150H166L165 151V149L161 152V155L162 156H164V155H167ZM10 155V154H9ZM8 152L6 153V152H2L1 153V157L3 156V157H6V159H8ZM37 155V154H36ZM35 155V156H36ZM71 155V154H70ZM130 155V154H129ZM138 155V154H137ZM160 155V154H159ZM158 155V156H159ZM172 155V154H171ZM202 155V154H201ZM14 156V155H13ZM23 156V155H22ZM21 156V157H22ZM114 157H115V154L113 155ZM112 156V157H113ZM120 156H121V154H120ZM136 156V155H135ZM180 156V155H179ZM2 157V158H3ZM9 157H11V156H9ZM15 157V156H14ZM113 157V158H114ZM129 157V156H128ZM166 157V156H165ZM164 157V158H165ZM19 158V157H18ZM25 158V157H24ZM23 158V159H24ZM37 158H38V155H37ZM51 159H49V157L47 158V160L48 161H46L47 162V165H46V163L44 164V166L45 167H49L50 168V166H53V167H56L57 168V170L60 172V175H63L64 173V171L71 165V163H74V162H70L69 160H66V161H64V160H59V159H52V157H50ZM55 158V157H54ZM63 158V157H62ZM81 158V157H80ZM94 158H92L93 160H94ZM122 158H123V156H122ZM122 158H121V160H122ZM130 158V157H129ZM128 158V159H129ZM132 158V157H131ZM162 158V157H161ZM175 158V157H174ZM5 159V160H6ZM26 159V158H25ZM110 159H112V158H110ZM109 159V160H110ZM118 159V158H117ZM176 159V158H175ZM22 160V159H21ZM21 160H20V162H21ZM31 160H32V158H31ZM81 160V159H80ZM83 160H85V159H83ZM120 160V159H119ZM130 160V159H129ZM139 160V159H138ZM195 160H196V158H195ZM230 160H235V163H236V166L235 167H233L232 165V168L230 167V168H228V162L230 161ZM2 161V160H1ZM1 161H0V163H1ZM23 161V160H22ZM27 161V160H26ZM29 161V160H28ZM39 161V160H38ZM79 161V160H78ZM125 161V160H124ZM132 161V160H131ZM142 161V160H141ZM193 161V160H192ZM200 161H201V159H200ZM200 161H199V163H200ZM206 161V162H205ZM207 161H210L209 163H207ZM30 162V161H29ZM84 161H82V163H83ZM90 162H92V161H90ZM93 162H95V161H93ZM92 162V163H93ZM109 161H107V163H108ZM111 162V161H110ZM133 162V161H132ZM137 161H135V163H136ZM143 162V161H142ZM35 163V162H34ZM41 163H42V161H41ZM79 163V162H78ZM77 163V165L76 166H78L79 164ZM113 164H111L110 165V168L111 169H108L106 166H107V164H106V166L104 167V169H103V173L102 174H100V177L98 176V179H97V181H98V183L97 184H95V185H86L85 187H80L81 189L80 190H78V191H76V190H73V191H69V192H62V190L60 189V186H56V185H53V184H50V185H46L45 187H44V184H43V187H41V186H38L37 185V187H35L36 186V184H35V182H34V184H35V186H33V187H35V192L36 191H43L45 194H43V195H47V194H51L52 195V198L51 199H49L50 201H46V200H44V201H41V206H40V208H44V209H48L49 207H50V209H51V206L53 205V203H59V204H61V200H69L67 203H63L62 205V208L63 209H67V210H70V214L72 215V216H75V217H77V218H79L80 220H79V223H80V225L81 226H92V228H94V226H95V229H97V230H99L100 229V227H103L102 225H104L105 227H108V228H106V229H110V227H112V228H119L120 226H121V228H119V229H122V223H120L119 221H118V219H117V215L119 214V213H116L115 211L117 210L118 211V209L117 208H119V207H123L124 208V210H127V209H125L126 207H124L123 205L125 204V202H124V200H123V198H125V196L122 198V195H123V193L125 192V190H129L130 188V190H132V189H134L135 188V183H133L134 182V180H135V178H136V173H135V176H133V174L132 175H130L131 177L133 176V177H135L134 178V180H133V182H129V180H132V178L131 179H127L126 178V180H121V178H123V177H121V178H119L118 176H119V174L118 173H116V175H118L117 176V178H114V176H116L115 175V173H113V171H119V169L121 170L123 167L122 166H120V168H119V166H118V163H116V162H112ZM128 163V162H127ZM134 163V162H133ZM207 163V164H206ZM234 163V164H235ZM1 164H3V163H1ZM6 163H4L3 165H2V167L5 165ZM25 164H27V163H25ZM31 164V163H30ZM84 164V163H83ZM86 164V163H85ZM120 164V163H119ZM125 164V163H124ZM197 164V163H196ZM200 164H202V163H200ZM230 164V163H229ZM9 165H10V163H9ZM35 165H36V163H35ZM38 165V164H37ZM41 165V164H40ZM89 165V164H88ZM87 165V166H88ZM91 165V164H90ZM126 165V164H125ZM137 165H139V164H137ZM136 165V166H137ZM192 165H194L193 163H192ZM16 166V165H15ZM26 166V165H25ZM100 166V165H99ZM198 166V165H197ZM201 166V165H200ZM9 167V166H8ZM7 167V168H8ZM30 167V166H29ZM37 167V166H36ZM41 167V166H40ZM80 167H81V165H80ZM79 167V168H80ZM92 167V166H91ZM91 167H83L84 169H83V171H84V174H86V175H88V173H89V171L91 170ZM94 167V166H93ZM109 167V166H108ZM122 167V168H121ZM124 167H126V166H124ZM132 166H130V168H131ZM5 168V167H4ZM10 168V167H9ZM22 168V167H21ZM77 168V167H76ZM136 168V167H135ZM137 168H139V167H137ZM202 168V167H201ZM236 168H239L238 170H240V180L239 181H233V179H232V177H234L233 175H232V173H234L235 171H237L236 170ZM243 168H245L244 170H243ZM43 169V168H42ZM45 169V168H44ZM47 169V168H46ZM125 169H127V168H125ZM140 169H142V168H140ZM217 169H220V170H217ZM2 170V169H1ZM11 170V169H10ZM18 170V169H17ZM28 170V169H27ZM51 170V169H50ZM96 170V169H95ZM40 171V170H39ZM44 171V170H43ZM47 171V170H46ZM74 171V170H73ZM122 171H124V169L122 170ZM143 171V170H142ZM182 171V170H181ZM181 171H180V173H181ZM190 171V170H189ZM24 172V171H23ZM36 172V171H35ZM128 172V171H127ZM131 172V171H130ZM133 172V171H132ZM135 172V171H134ZM144 172V171H143ZM183 172V171H182ZM186 172V171H185ZM184 172V173H185ZM195 172H197V171H195ZM5 173V172H4ZM12 173V172H11ZM34 173V172H33ZM50 173V172H49ZM55 173V172H54ZM81 173V172H80ZM119 173H120V171H119ZM125 173V172H124ZM137 173H139V171L137 172ZM150 173V172H149ZM178 173V172H177ZM179 173V174H180ZM193 173V172H192ZM200 173V172H199ZM14 174V173H13ZM9 175V171H8V175H9V178H11V179H13L16 175ZM17 174V173H16ZM45 174V173H44ZM73 174H74V172H73ZM112 174H114V176L112 175ZM125 174H127V173H125ZM129 174V173H128ZM236 174V173H235ZM6 175V174H5ZM27 175V174H26ZM54 175V174H53ZM77 175V174H76ZM75 175V176H76ZM121 175V174H120ZM145 175V174H144ZM172 175V174H171ZM190 175V174H189ZM232 175V176H231ZM22 176V175H21ZM34 176V175H33ZM55 176V175H54ZM53 176V177H54ZM71 176V175H70ZM75 176H73V177H62L61 179H63L64 178V180L66 181V182H70V183H75L78 179L75 177ZM85 176V175H84ZM111 178H110V177ZM125 176V175H124ZM129 176V175H128ZM179 176V175H178ZM184 176H185V174H184ZM192 176H194V175H192ZM22 177H24V176H22ZM32 177V176H31ZM38 177H40V176H38ZM52 177V178H53ZM82 177H83V175H82ZM85 177H87V176H85ZM97 177V176H96ZM146 177V176H145ZM195 177V176H194ZM5 178V177H4ZM8 178V177H7ZM35 178H36V176H35ZM129 178V177H128ZM149 178V177H148ZM147 178V179H148ZM176 178V177H175ZM179 179H180V176L178 177ZM178 178H176V180L178 179ZM181 178H183L184 179V177L183 176H181ZM197 178V177H196ZM17 179V178H16ZM22 179V178H21ZM28 179V178H27ZM26 179V180H27ZM84 179V178H83ZM88 179H90L91 180V178H88ZM125 179V178H124ZM137 179H138V177H137ZM136 179V180H137ZM183 179H181L179 182H178V180L176 181V180H174V181H176V183L178 182L179 184H181V183H184V181H183ZM185 179H186V177H185ZM184 179V180H185ZM198 179H199V177H198ZM198 179H196V181L198 180ZM208 179V178H207ZM220 179H223V180H221L222 182H220V181H218V180H220ZM89 180V181H90ZM128 180V181H127ZM188 180V179H187ZM192 180V179H191ZM234 180H235V178H234ZM11 181V180H10ZM21 181V180H20ZM19 181V182H20ZM25 181V180H24ZM61 181V180H60ZM83 181V180H82ZM140 181H142V179L140 180ZM199 181V180H198ZM213 181V180H212ZM17 182H18V180H17ZM17 182H15L16 184H17ZM18 182V183H19ZM31 182V181H30ZM30 182L28 183L27 182V184L26 185H30ZM209 182V181H208ZM20 183H22V182H20ZM19 183V184H20ZM57 183H58V181H57ZM64 183V182H63ZM83 183V182H82ZM185 183H186V181H185ZM188 183V182H187ZM15 184V185H16ZM60 184V183H59ZM67 184V186H68V183H66ZM141 184V183H140ZM139 184V185H140ZM198 183H196V185H197ZM206 184V183H205ZM209 184H211V183H209ZM12 185V184H11ZM22 185H23V183H22ZM85 185V184H84ZM133 185H134V188H132L133 187ZM139 185H137V187L139 186ZM170 185V184H169ZM177 185V184H176ZM213 185V184H212ZM72 186V185H71ZM144 186H146V185H140V187L142 188H144ZM148 186V185H147ZM178 186V185H177ZM214 186V185H213ZM13 187H15V186H13ZM17 187H18V185H17ZM31 187V186H30ZM69 187V186H68ZM137 187H136V189H137ZM192 187V186H191ZM199 187V186H198ZM203 187H204V185H203ZM208 188H209V186H207ZM211 187V186H210ZM215 187V188H216ZM27 188V187H26ZM32 188V187H31ZM67 188V187H66ZM72 188V187H71ZM70 188V189H71ZM127 188V189H126ZM139 188V187H138ZM141 188H139V189H141ZM142 188V189H143ZM146 188V187H145ZM144 188V189H145ZM189 188H190V185H189ZM195 188V187H194ZM194 188H191V189H194ZM200 188H201V185H200ZM199 188V189H200ZM206 188V187H205ZM12 189V188H11ZM67 189H69V188H67ZM125 189V190H124ZM143 189V190H144ZM173 189H175V188H173ZM191 189H189L190 191H191ZM196 189H197V186H196ZM14 190V189H13ZM31 190V189H30ZM113 190H115V191H123L122 193H121V195H120V193H119V195L121 196H118V194H116V195H113L112 194V191ZM146 190H148L147 188H146ZM165 190V189H164ZM166 190H168V189H166ZM195 190V189H194ZM194 190H192V192L194 191ZM203 190V189H202ZM209 190V189H208ZM151 191V190H150ZM172 191V190H171ZM174 191V190H173ZM179 191V190H178ZM190 191H188V190H186V188H184V187H180V191L179 192H177V193H184V195H185V193L187 192H190ZM198 191V190H197ZM90 193V192H92L96 197H97V200H95V204H97V208H98V204L100 205H104V202H106L105 200H108L109 202H112L113 204H114V206L116 207H114L116 210L114 211L113 210V208H112V211H114V212H112L111 211V213L108 215V217L107 218H105V221L104 220H102V219H89L88 220V215L85 213V207H87L88 205H90L91 204V200H86L85 199V196L84 195H86V193ZM114 192V191H113ZM143 192V191H142ZM146 192V191H145ZM144 192V193H145ZM148 192V191H147ZM162 192V191H161ZM29 193V192H28ZM39 193V192H38ZM140 193V192H139ZM152 193V192H151ZM168 193V192H167ZM172 193V192H171ZM174 193V192H173ZM186 193V194H187ZM200 193V192H199ZM31 194V193H30ZM36 194V193H35ZM148 194V193H147ZM154 194V193H153ZM157 194H158V192H157ZM22 195V194H21ZM50 195V196H51ZM88 195V194H87ZM126 195V194H125ZM172 195V194H171ZM179 195H181V194H179ZM183 195V194H182ZM218 195H219V198H218ZM30 196V195H29ZM49 196V197H50ZM137 196V195H136ZM150 196V195H149ZM155 196H157V195H155ZM160 196V195H159ZM244 196H248V198L246 199V197L245 198H243ZM22 197V196H21ZM26 198H28L27 200H29L30 199V197H28V196H25ZM132 197V196H131ZM152 197H154V195H152ZM183 197V196H182ZM188 197V196H187ZM23 198H24V196H23ZM48 198V197H47ZM63 198V199H62ZM133 198V197H132ZM136 198H138V197H136ZM189 198V197H188ZM15 199V198H14ZM44 199V198H43ZM126 199V198H125ZM159 199V198H158ZM187 199V198H186ZM246 199V200H245ZM127 200V199H126ZM129 200V199H128ZM131 200V199H130ZM128 201V204L131 202V201ZM136 200V199H135ZM134 199H133V201H135ZM148 200V199H147ZM156 200H157V198H156ZM17 201H20V202H17ZM132 201V202H133ZM151 201H154V200H151ZM182 201V200H181ZM190 201V200H189ZM27 201L25 200V199H22L21 200V198H19L18 200H16V204H17V206H18V203H20V204H22V206L25 204V205H27L28 203H26ZM131 202V204H134V203H132ZM157 202V201H156ZM173 202V201H172ZM159 203V202H158ZM176 203V201L174 202V203H172V204H174V205H176L175 204ZM216 203V202H215ZM157 204V203H156ZM186 204V203H185ZM82 205H84V207H82ZM126 205V204H125ZM152 205V204H151ZM163 205V204H162ZM174 205H172V207L174 206ZM213 206H215L214 204H212ZM19 206H21V205H19ZM21 206V207H22ZM60 206V205H59ZM168 206V205H167ZM217 206V207H218ZM101 207V206H100ZM121 207V208H122ZM156 207V206H155ZM171 207V206H170ZM216 207V208H217ZM25 208V207H24ZM39 208V207H38ZM122 208V209H123ZM202 208V207H201ZM215 208V207H214ZM213 208V209H214ZM26 209V208H25ZM62 209V211H64ZM178 209V210H179ZM200 209V208H199ZM229 209H231V211L229 210ZM250 209H253L252 211H249ZM23 210V209H22ZM27 210V209H26ZM29 210V209H28ZM38 210V209H37ZM57 210V209H56ZM121 210V209H120ZM124 210H122L121 211V213H123L124 212ZM167 210V209H166ZM205 210H206V208H205ZM214 210H216V209H214ZM25 211V210H24ZM24 211H23V213H24ZM42 211V210H41ZM46 211V210H45ZM58 211V210H57ZM61 211V212H62ZM110 211V210H109ZM128 211V210H127ZM127 211H126V213H127ZM156 211V210H155ZM161 211V210H160ZM163 211V210H162ZM198 211V210H197ZM216 211H218V208H217V210ZM31 212V211H30ZM48 212V211H47ZM46 212V213H47ZM100 212V211H99ZM102 212V211H101ZM152 212H153V210H152ZM172 212V211H171ZM177 212V211H176ZM200 212V211H199ZM231 212V213H232ZM32 213V212H31ZM39 213V212H38ZM41 213V212H40ZM53 213V212H52ZM105 213V212H104ZM162 213V212H161ZM166 213V212H165ZM25 214H27L26 216L28 217V213H25ZM34 214V213H33ZM45 214V213H44ZM107 214V213H106ZM154 214V213H153ZM158 214V213H157ZM157 214L155 213L154 214V216H153V218L151 219V220H149V221H146V222H144V223H142V224H145L143 227L145 228V227H147V228H149V229H151V227L153 228H155L156 226H153V223H152V221H153V219L154 220H157V219H155V217H157ZM168 214V213H167ZM216 214H219V213H216ZM32 215V214H31ZM31 215H29V216H31ZM93 215V214H92ZM98 215V214H97ZM96 215V216H97ZM121 215V214H120ZM124 215H127L128 216V214H124ZM156 215V216H155ZM165 215V214H164ZM176 216H177V214H175ZM179 215V214H178ZM214 215H215V213H214ZM213 215V217H215ZM95 216V215H94ZM95 216V217H96ZM103 216V215H102ZM123 216V215H122ZM159 216V215H158ZM211 216V215H210ZM233 216V215H232ZM231 216V217H232ZM256 216H258L259 217V219L258 220H256L255 218H256ZM3 217L4 216H2V219H1V217H0V219L3 221L4 219H3ZM53 217V216H52ZM59 217V216H58ZM60 217H62V216H60ZM70 217V216H69ZM121 217V216H120ZM130 217V216H129ZM159 217H163L162 216V214L159 216ZM180 217H181V215H180ZM199 217V216H198ZM209 217V216H208ZM54 218V217H53ZM51 219L52 220V223H53V221H54V223H55V226L57 227V229L56 228H54V229H56V230H58V232L59 231H63V229L64 230H66L67 228H68V226L71 224L68 220L69 219H71V218H69L68 220H64V219H56V218H54V219H56V220H54V219ZM119 218V217H118ZM124 218V217H123ZM127 218V217H126ZM169 218V217H168ZM185 218V217H184ZM6 219H7V217H6ZM5 219V220H6ZM27 219H30V217L29 218H27ZM120 219V218H119ZM122 219V218H121ZM150 219V218H149ZM160 219V218H159ZM167 219V218H166ZM170 219V220H171ZM200 219V218H199ZM4 220V221H5ZM21 220V219H20ZM86 220H88V223L86 222ZM125 220V219H124ZM131 220V219H130ZM171 220V221H172ZM19 221V220H18ZM31 221H33V219H31ZM118 221V222H117ZM159 221V220H158ZM166 221V220H165ZM169 221V220H168ZM172 221V222H173ZM49 222H50V220H49ZM48 222V223H49ZM125 222V221H124ZM156 222V221H155ZM2 223V222H1ZM24 223V222H23ZM26 223V222H25ZM24 223V224H25ZM30 223V222H29ZM51 223V224H52ZM53 223V224H54ZM171 223V222H170ZM196 223V224H195ZM253 223V224H252ZM35 224V223H34ZM33 224V225H34ZM124 224V223H123ZM125 224H127V223H125ZM124 224V226H126ZM247 224H249V226L248 227H251L252 229L251 230H246V228H245V230H244V228L243 227H246L245 225H247ZM3 225V224H2ZM5 225V224H4ZM23 225V224H22ZM36 225V224H35ZM78 225V224H77ZM94 225V226H93ZM139 225V224H138ZM161 225V224H160ZM169 225V224H168ZM173 225V227H174V224H172ZM172 225H169V226H171V227H169V226H167V225H165V226H167V227H169V228H172ZM251 225V226H250ZM37 226V225H36ZM52 226V225H51ZM240 226H242V228H243V230L242 231H244L243 233H241L242 231H241V227ZM1 227V226H0ZM54 227V226H53ZM52 227V228H53ZM78 227V226H77ZM127 227H130V226H128L127 225ZM127 227H126V229H127ZM162 228L163 230L165 229L166 231H167V229L168 228ZM176 227V226H175ZM180 227V226H179ZM83 228V227H82ZM136 228V227H135ZM2 229H3V227H2ZM10 229V228H9ZM53 229V230H54ZM76 229V228H75ZM86 229V228H85ZM84 229V230H85ZM148 229V230H149ZM156 229V228H155ZM154 229V230H155ZM182 229L183 228H181V231H182ZM209 229V228H208ZM240 231H239V230ZM104 230V229H103ZM123 230V229H122ZM135 230V229H134ZM151 230H153V229H151ZM151 230L149 231V232H151ZM159 230H161V228H159ZM165 230H164V233H168V232H165ZM184 230V229H183ZM8 231V230H7ZM12 231V230H11ZM10 231V232H11ZM46 231H48V230H46ZM80 231H81V229H80ZM88 231V230H87ZM158 231V230H157ZM157 231H155L156 232V236L158 237L160 234H158V232ZM168 231H171V230H169L168 229ZM193 231V230H192ZM9 232V233H10ZM16 232V231H15ZM50 232V231H49ZM53 232V231H52ZM56 232V231H55ZM64 232V231H63ZM62 232V233H63ZM67 232V231H66ZM75 232V231H74ZM73 232V233H74ZM107 232V231H106ZM148 232V231H147ZM154 232V233H155ZM163 232V231H162ZM177 232H179V231H177ZM215 232V231H214ZM240 232V233H239ZM41 233V232H40ZM42 233H43V231H42ZM42 233H41V235H42ZM44 233H45V231H44ZM43 233V234H44ZM61 233V232H60ZM59 233V234H60ZM61 233V234H62ZM151 233H153V231L151 232ZM163 233V234H164ZM221 233H223V231L221 232ZM46 234H48L49 235V233H46ZM150 234V233H149ZM158 234V235H157ZM169 235L171 234V232L170 233H168ZM168 234H167V238H168ZM183 234V233H182ZM181 234V235H182ZM218 234V233H217ZM7 235V234H6ZM11 235V234H10ZM45 235V234H44ZM44 235H42V236H44ZM46 236V237H44V238H46V239H49L48 237L50 236ZM152 236H153V234H151ZM150 235V236H151ZM155 235V234H154ZM164 235H166V234H164ZM172 235H175V234H171V236ZM177 235V234H176ZM180 235V236H181ZM207 235V234H206ZM221 235V234H220ZM149 236V237H150ZM161 236H163L162 234H161ZM161 236H159V238L161 239ZM171 236H169V238H171ZM208 236V235H207ZM264 236V235H263ZM6 237H8V236H6ZM40 237V236H39ZM141 237V236H140ZM149 237H148V239H149ZM178 237H179V235H178ZM183 237V236H182ZM215 237V236H214ZM233 237H235V238H233ZM259 237V236H258ZM3 238V237H2ZM20 238V237H19ZM43 238V237H42ZM138 238V237H137ZM136 238V239H137ZM152 238V237H151ZM155 238V237H154ZM162 238H164V237H162ZM168 238V239H169ZM174 238V237H173ZM175 238H177V237H175ZM174 238V241L175 240H180L181 241V239H175ZM228 238V239H229ZM233 238V239H232ZM101 239V238H100ZM141 239V238H140ZM155 239H157V238H155ZM165 239V238H164ZM263 239H264V237H263ZM2 240V239H1ZM6 240V239H5ZM10 241H11V239H9ZM8 240V241H9ZM13 240V239H12ZM24 240V239H23ZM23 240H21V242L23 241ZM171 240V239H170ZM219 240V241H218ZM232 240V241H231ZM114 241H116V240H114ZM126 242H129V241H127V240H125ZM157 241V240H156ZM161 241H162V239H161ZM166 241H167V239L166 240H164L163 241V243L165 242L166 243ZM171 241H173V239L171 240ZM171 241H169V242H171ZM259 241H260V239H259ZM262 241H264V240H262ZM1 242V241H0ZM7 242V241H6ZM24 242V241H23ZM67 242V241H66ZM126 242H124V243H126ZM134 242V241H133ZM146 242V241H145ZM145 242H144V244H145ZM159 242V241H158ZM156 243L155 241H151V242H149V245L147 244V242H146V246L143 244V242H142V244H143V246H145L146 248H147V250H148V252L150 251H155V250H157V249H159L158 247L159 246H161L160 245V243ZM168 242V241H167ZM168 242V243H169ZM8 244H10L9 242H7ZM6 243V244H7ZM85 243H87L86 242V240H85ZM85 243H83V241H81V242H78L77 244H76V246L78 247V248H83V247H86L87 245L85 244ZM131 243H132V241H131ZM164 243V244H165ZM168 243H166V244H168ZM178 243H180L179 241H178ZM182 243L180 244V246H181V248H183V246H182ZM198 243V242H197ZM202 243V242H201ZM206 243V242H205ZM256 243V242H255ZM263 243V242H262ZM21 244V243H20ZM92 244V243H91ZM123 244V243H122ZM130 244V242L128 243V246H131V245H129ZM135 244V243H134ZM174 244V245H173ZM173 244H172V242H171V245L173 246V249H174V246H175V243L173 242ZM190 244V243H189ZM198 244H200V243H198ZM253 244V243H252ZM257 244V243H256ZM259 245H260V243H258ZM90 245V244H89ZM125 245V244H124ZM139 245V244H138ZM203 245V244H202ZM256 245V246H251V247H249L248 248V246H247V248H244L243 250H242V252H245V253H247V254H249V257L251 256L252 258H251V263L250 264H264V243L262 244V245ZM21 246H22V244H21ZM24 246V245H23ZM27 247L29 246L30 247V245L28 244V245H26ZM35 246V245H34ZM70 246V245H69ZM121 247H122V245H120ZM169 247H170V244L168 245ZM171 246V247H172ZM208 246V247H209ZM244 246V245H243ZM63 247V246H62ZM61 247V248H62ZM66 247V245L63 247V248H65ZM73 247H75V246H73ZM93 247V246H92ZM102 246H95V248H96V250H101L102 248H101ZM133 247H134V245H133ZM136 247V246H135ZM139 247V246H138ZM167 247V246H166ZM188 247H190V248H186V247H184L185 249H187V251H189V253H190V251H193L192 249L194 248H196V247H198V246H196V247H191V245L190 246H188ZM200 247V246H199ZM3 248H5V246L3 247ZM9 248V247H8ZM70 248V247H69ZM137 248V247H136ZM162 248V247H161ZM178 248H180V247H178ZM178 248H177V250H178ZM181 248H180V250H181ZM243 248V247H242ZM21 249V248H20ZM72 249V248H71ZM76 249V248H75ZM74 249V250H75ZM88 249V248H87ZM104 249H105V247H104ZM107 249V248H106ZM111 249V248H110ZM125 249V248H124ZM140 249V248H139ZM165 249V248H164ZM171 250H172V248H170ZM169 249V250H170ZM176 249V248H175ZM174 249V251L176 252V250ZM199 249V248H198ZM198 249H195V250H198ZM3 250V249H2ZM35 250V249H34ZM67 250V249H66ZM73 250V249H72ZM103 250V249H102ZM101 250V251H102ZM167 250H168V248H167ZM195 250L193 251L194 253H195ZM208 250H210V251H208ZM38 251V250H37ZM63 251H65V249L63 250ZM68 251V250H67ZM104 251V250H103ZM114 251V250H113ZM133 251V250H132ZM144 251H146V249L144 250L143 249V251H140L141 252V254H142V252H143V254H144ZM163 251V250H162ZM179 251V250H178ZM178 251L176 252V253H178ZM182 251V250H181ZM231 251V255H229V252ZM235 251H236V248H235ZM22 252V251H21ZM66 252V251H65ZM72 252H74V251H72ZM129 252V251H128ZM149 252V253H150ZM171 251H169V253H170ZM173 252V251H172ZM184 252V251H183ZM193 252H192V254H193ZM237 252H238V250H237ZM241 252V253H242ZM16 253V252H15ZM35 253V252H34ZM61 253V252H60ZM68 253V252H67ZM75 253V252H74ZM133 253V252H132ZM149 253H147L146 252V254H148L147 255V257L149 256ZM158 253V252H157ZM184 253H186V252H184ZM188 253V255H190ZM240 253V254H241ZM16 254H18V257H19V251H18V253H16ZM16 254H14V256L16 255ZM22 254V253H21ZM26 254V253H25ZM63 254V253H62ZM109 254H111V252L109 253ZM123 254V253H122ZM121 254V255H122ZM139 254V253H138ZM153 254H155L154 255V257L155 256H157L156 255V253H153ZM162 254H165V252H163ZM161 254V255H162ZM167 255V258L170 256V255H168V253H166ZM173 255L175 254V253H172ZM179 255H180V253H178ZM177 254V255H178ZM196 254V253H195ZM221 254H225V255H227L226 257H224V259L221 261V260H217L218 259V257L220 258V256H221ZM57 255V254H56ZM61 255V254H60ZM73 255V254H72ZM116 255V254H115ZM120 255V256H121ZM125 255V254H124ZM134 255V254H133ZM133 255H131V257H133ZM177 255H176V257H177ZM185 255V254H184ZM194 255V254H193ZM241 255H244V254H241ZM4 256H6V255H4ZM13 256V255H12ZM14 256H13V258H14ZM118 256V255H117ZM116 256V258H117V260L118 259H120V257L118 258ZM127 256V255H126ZM126 256H121V258L122 257H126ZM165 256V255H164ZM17 257V255H16V259L18 258ZM52 257V256H51ZM60 257V256H59ZM70 257V256H69ZM110 257V256H109ZM112 257V256H111ZM115 257V256H114ZM128 257H130V255L128 256ZM127 257V258H128ZM135 257H139V259H140V256H137V254H136V256ZM141 257L143 258L144 256H142L141 255ZM150 257V256H149ZM174 257V256H173ZM173 257H171V258H173ZM181 257V256H180ZM183 257V256H182ZM185 257V256H184ZM190 257H191V255H190ZM190 257H187L188 259L190 258ZM194 257V256H193ZM238 257V256H237ZM236 257V258H237ZM11 258V257H10ZM72 258V257H71ZM71 258H66V257H61V259H59V263H63V264H65V263H67V262H69V259H71ZM141 258V260H143ZM157 258V257H156ZM166 258V257H165ZM231 258V257H230ZM22 259H24V258H22ZM41 259V258H40ZM44 259V258H43ZM52 260H53V258H51ZM115 259V258H114ZM124 259L125 258H122V260L124 261ZM146 258L144 257V260H145ZM152 259V258H151ZM160 259V258H159ZM175 259H178V258H175ZM183 259V258H182ZM185 259V258H184ZM226 259V260H227ZM239 259V258H238ZM237 259V260H238ZM2 260V259H1ZM72 260V259H71ZM110 260L111 261H114V260H112L111 258H110ZM116 260V261H117ZM126 260V259H125ZM133 259H131V258H129V260H128V262L129 261H131V262H133L132 261ZM140 260V261H141ZM143 260V261H144ZM147 260H148V258H147ZM146 260V261H147ZM153 260V259H152ZM163 260V264H166V263H168L166 260H164V258L162 259ZM170 260V259H169ZM189 260H191V259H189ZM225 260V261H226ZM234 260H235V258H234ZM234 260H232L231 259V263H229V264H247L248 262L247 261H245V263H244V261L243 260H241V261H234ZM247 260V259H246ZM8 261V260H7ZM10 261V260H9ZM9 261H8V263H9ZM17 261V263H18V261L19 260H16ZM30 261H32L31 259H30ZM30 261H27V260H25V261H22V262H20L19 264H32V263H30ZM50 261V260H49ZM122 261V262H123ZM127 261V260H126ZM135 261L137 262V260L135 259ZM134 261V262H135ZM139 261V260H138ZM159 261V260H158ZM161 261V260H160ZM164 261L166 262V263H164ZM173 262H174V259L172 260ZM219 261H221V263L219 262ZM228 261H227V263H228ZM233 261V262H232ZM242 261H243V263H242ZM34 262V261H33ZM115 262V261H114ZM125 262V261H124ZM123 262V263H124ZM135 262V263H136ZM247 262V263H246ZM2 262H0V264H1ZM12 263H14V261L12 262ZM16 263V262H15ZM16 263V264H17ZM36 263V262H35ZM58 263V264H59ZM140 263V262H139ZM147 263H149L148 261H147ZM153 262H151L150 264H152ZM161 263V262H160ZM2 264H7V263H2ZM50 264V263H49ZM52 264V263H51ZM55 264V263H54ZM57 264V263H56ZM68 264V263H67ZM117 264H119L118 262H117ZM121 264V263H120ZM128 264H130V263H128ZM136 264H138V263H136ZM144 264H145V261H144Z\"/></svg>",
  "mask_w": 264,
  "mask_h": 264
}]
</instances>
